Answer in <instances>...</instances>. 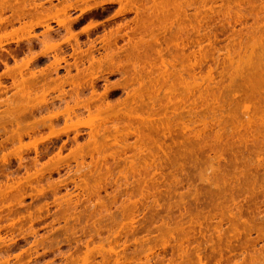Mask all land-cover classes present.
<instances>
[{
    "label": "rangeland",
    "instance_id": "1",
    "mask_svg": "<svg viewBox=\"0 0 264 264\" xmlns=\"http://www.w3.org/2000/svg\"><path fill=\"white\" fill-rule=\"evenodd\" d=\"M12 1V3H15L13 0H11ZM37 2L38 1H40V0H36ZM43 1H46V0H43ZM59 0H53L52 2V4H54V3H59L57 6L58 7H62V5H63V2H65V0L60 4V1L58 2ZM99 0H95V2L94 1H92L91 3H89V5H95L94 3H96L97 4V2H98ZM100 1H103V0H100ZM99 1V2H100ZM150 1H152L153 2V0H150ZM168 1H171V3L173 2L174 3V1H172V0H168ZM168 1L166 2V3H168ZM175 1H177V0H175ZM179 1V0H178ZM182 1V3H183V5H185V7H189V2H190V0H188V1H183V0H181ZM198 1H201V2H199V4H201V3H204V1H202V0H198ZM198 1H195L196 3L194 4L192 1V3H193V5H195V7L193 6V5H191L192 6V8H187V10L189 11H186L185 13H183V11H182V9H181V11H182V13L183 14H181L180 13V11H179V15L181 14V17H182V15H184V14H189L190 13V11L192 12V11H195V8H196V11H197V2ZM240 2V5H238L239 3L238 2ZM241 1H243V0H228V1H225V3H227V2H230V3H228V4H225L224 2V4L220 1V0H217L216 2H217V5H220V4H223V5H228V6H225V9H224V11L222 10V8H219L218 6H216V7H218L219 9L218 10H222L223 12H222V14H218V13H213V15L210 13H208V14H202V17H201V15H200V12H199V15H198V17L197 18H195V19H193V17H192V14L194 13V12H192V14L190 13L189 15H187L186 14V16H189V18H191L192 20L191 21H189L188 19L187 20H185V17H184V23H183V25H185V24H191V23H193V24H197L198 22L196 21V19H198L199 18V20L201 19V23H203V24H208L209 25V27L208 28H212L213 29V32L212 33H214L213 35L217 38V36H218V38H217V40L216 41H213V43L216 45H214L213 47H211V46H209L208 44H210V43H207L208 42V40H206L205 38L206 37H204V36H202V34H201V36L197 33V35H199V36H196L195 38H199V39H202L203 37H204V39H202V43H204V41H205V45H207V47L204 45V47H206V48H204V52L206 51V53H205V55L206 54H208L206 57L204 56L203 58V60H199V59H202V57L201 58H199L198 60H197V63L195 64L196 65V70H195V73L196 74H194L195 76L196 75H198L197 77H199V78H197V77H193L192 76V80L194 79V80H197L198 79V83L199 84H201L200 82H199V80L201 79L202 80V82H203V84L202 85H198V86H196V87H198V88H200L201 90H202V92L204 91V90H207L208 91V89H209V91H208V95H210V94H212V91H213V93H216V92H218L219 90L218 89H220L222 92L220 93V91L218 92V93H216V94H218V96H219V98H220V96H224V100H225V98H228L227 96H229V98H228V100L227 101H225L226 103H227V107L226 106H224V105H226L225 103L223 104V101L221 102L220 100H219V98H217L218 100H219V102L220 103H222L221 105H223L224 107H226L227 109H228V111H229V113H232L233 111H230V109L229 108H232L235 112H239V114H237V113H235V112H233V115H237V116H233V117H231V116H229L228 117V115H229V113H228V111L225 109V110H222V111H220V109L218 108L219 107V103L218 104H216L217 102H216V100L214 101H211V99L213 98V95H212V98L210 99V97H205L202 93H201V90H198L197 88H193L194 86H193V84H195V83H192L191 82V79H190V82L192 83V86L193 87H191V89H194L193 91L192 90H190L189 92L192 94V92H194L193 93V95H194V97L193 96H191V94H188V93H185V92H187V90H185V89H183V87L184 86H187L185 83H187V84H191L189 81H188V76H189V74H190V77H191V73L188 71L189 69H190V71L192 72V70H191V67L190 66H188V67H186L187 66V63H189L188 61H194L193 60V58L192 57H190L191 59L190 60H188L187 58L189 57L188 56V54L190 53L189 52V50H186V52L187 53H185V59H183V57H182V60H181V57H177V59L179 60V61H182L181 62V65L183 64V66L184 67H186V71H184V72H187V73H184L183 71L181 72V74H183V76H186L185 78L187 79V81H185V78L183 77V79H182V77H181V79H182V81L184 80L185 81V83H183L181 80L179 81V83H182V84H184V86L183 85H172L171 87L172 88H177V89H179L180 88V86H181V88H180V91H182L183 93H180V91L178 90H176L177 91V93H180V96H179V94H177L178 95V97L175 95V96H173V92H175L174 90L175 89H173V92H171L170 93V90H169V93H166V92H168V90H167V86H166V88L165 89H162V88H164V87H162V85H166V84H164V82L166 83V82H168V81H170V80H167V81H164L163 82V84L161 83L162 82V79L161 78H159V80H158V82H159V84H157L158 85V87L159 88H157V86H155V84L156 83H158L157 81H156V79H155V77L153 78V76H154V74H155V72L157 73V71H158V75H159V73H161L162 72V67H163V65L162 66H160L161 64H160V62L161 61H156L155 59H157L158 58V54H156L154 51L153 52H151V50H155L156 51V49H157V47H156V49H155V45L152 47V46H150V47H152V48H150L149 47V45H148V47L146 48V50L148 51V52H150L149 53V56L148 57H151L152 58V62H153V64H154V68L152 69V71H154V73L152 74V75H150L149 77H147V75L145 76V77H147V79H149L150 80V83L146 80L145 82H146V84L147 85H144V87H143V89H144V91L146 90V89H149V90H146L147 91V93H148V91H150V88H147L148 86H150L151 87V90H152V94L150 93V94H147L146 93V91H145V93H144V100L146 101V96L145 95H151V96H155V98L154 99H156V101H155V103L157 104L156 105V108H157V106H158V108L159 109H161L162 107L164 108H162L161 109V111L159 112V114H160V116L159 117H161L162 118V116L161 115H163V113L165 114L164 116H167V115H169L171 112H173L174 113V111L175 110H173L172 108H173V105L174 106H176V105H178L177 103H180L178 106H176V107H178L179 108V106H180V108H182V110L180 109L179 111L180 112H183V119H184V116H185V119L184 120H182L181 119V117L179 116V117H174V119H171V121H170V126H172V127H170L169 126V128H171L170 130L168 129L167 130V128H166V130L164 129L165 128V126L163 127V126H161L160 124H155L154 126H152V130L154 131V132H152V134H151V136H153L152 138L151 137H149V136H147V137H149V140H146L145 141V143H146V145H149L148 146V155H150L149 157L147 156V155H143L144 154V152L145 151H147V150H145L144 152H142V155H141V153H140V155L141 156H147V158L146 159H148L149 160V162H147L146 163V159H145V161L143 160V158H140V159H142V161L138 158V160H135V157H137V154H138V156H140L139 155V153H137V152H139V150L137 151L136 150V153H135V150H133L134 149V147L136 146V144H135V141L137 140V137L135 138V136H133V134H131V132L133 133V131L135 130V128L136 127H140V124L142 123V121L140 120V118H143L144 116V114L143 115H141L140 113H139V115L137 116L138 118H139V120H140V122H139V125H138V118L136 117L135 118V116L134 115H137L138 114V112H141V111H143L142 110V108H146L147 106H139V108H136V106L137 105H135L134 104V106L135 107H133L132 109H123L122 111H121V113L119 114V116H122V118L120 119L122 122H123V124L124 125H126L127 127H129L130 128V130H132V131H129V129L127 128H125V127H123L124 125L123 124H121V123H119V122H121V121H119V119H116L117 120V122H116V120H114L115 118H111V117H108L109 115H113L112 117H116V116H114L115 114H117V113H115L116 112V110H109V111H101V116H103L104 118L105 117H107V118H110V121L108 120H106V119H104L105 120V122L104 121H102L103 119V117L102 118H99V116H100V113H99V116H98V118L99 119H102L101 121L102 122H104L103 123V125L106 127L107 125L106 124H108V126L107 127H112L114 124H117L118 126H119V128H120V130H121V132H120V134H119V137H120V139L121 140H124V142L126 143L127 141V143L125 144L124 142V144L122 143V141L121 142H119L118 144H120V143H122L121 144V146L123 147H121L120 145H118L117 146V144H114L113 145V143L111 142V143H108L109 141L107 140V143L105 144L104 143V145H109V147L106 149L105 147H103L104 145H102L101 144V142H102V139H103V137H104V135H103V133H104V130H102L103 132H101L100 130L102 129V127H103V125H102V122L97 118V117H95V115L97 116L98 114H95L94 116H92L91 118L89 117L90 115H88V114H91L92 115V113L91 112H93L94 110H92L91 112H88L89 110H84V112L83 111H81V110H83V108L82 107H80V109H79V107H77L76 105H75V108H74V104H76V101H73V103H71V101L72 100H69V98H72L71 96H69V93H70V95L71 94H73L72 92H74V99L76 100V96L75 95H77V94H79V93H77V94H75L76 92H75V89H76V87H72V88H75L74 89V91H72L71 92V88L69 87V85L67 84H65L64 85V87H63V89H61L62 90V93H63V96H65L64 98H67L68 99V103L69 104H67L69 107L70 106H72V108L74 109V110H72V112L69 110V109H71V108H67V110L66 109H64L63 108V106L65 105V103H67V100H66V102L63 104V102H61V101H65L64 99L63 100H61L62 99V97L63 96H58V95H60V94H58V93H61V91L60 90H54V92L53 91H50L49 90V88L47 89V90H49V92L48 93H50V95H52L51 97L54 99L55 98V95H57L58 97H59V99L58 98H55L53 101L51 100H49L50 101V103H51V106H54V104L56 105V107H59V105H61L59 108H56L55 106V108L54 107H51L50 105H49V107H48V109L50 108H52V110H47V108L45 109V108H43L41 111L40 110H38L39 108L38 107H40V106H42L43 104H42V102H43V100H39V98H41V97H36L40 102H36V103H34V104H36L35 105V108L37 107L38 109H35L34 110V115L36 116L35 118H34V115H32V116H27V117H20L19 115H20V113H21V110L22 109H29L30 107L29 106H32V105H34L32 102V100H34V99H32V98H30V97H26L27 98V101H28V98H30V102L31 103H29V102H27L26 101V99H24L23 97H21L22 98V100L20 99V100H18L20 97H19V94L18 93H16L15 91H13V92H15L14 94H18L17 96L19 97L18 99H16V100H14V97L16 98L17 96L15 95H12L13 94V92H11V88H10V92H9V94H8V92H4L5 94H3V93H1V94H3V95H0V97H2V99L0 98V100H3V99H5L4 101L5 102H7V96H13V102H12V99H11V103H10V106H6L5 107V105L4 104H2V103H4V102H0L1 104H0V106H3V107H1L0 108V115H1V117H2V114H3V116L5 115V114H7V112L8 113H10V110H12V112H11V114H7V115H10L9 117L10 118H12V117H14V115H15V117L14 118H17L16 116L18 115L19 117H20V120L22 121L23 119H26L25 121H22L23 123V126H26V127H29V128H31L32 126H33V124H34V126L36 125V126H38L39 127V130L38 129H36L35 131H36V133H31V135L32 136H24V137H22V139H23V141H24V143L22 144V143H20V145H23V148H22V146H20L19 145V141H18V139H16L17 140V142L14 140V142H16V145H18V146H20L21 148H19V147H17L16 146V148L14 147L15 145H13V144H15L14 142H9V144L5 141V138H6V136H8V135H5V134H3V132H2V134L0 135L1 137H0V139L2 138V140H0V142L2 141H5V146H4V148L2 149V151L0 150V157L2 156L3 157V155H5L6 157L5 158H7V162L4 164L2 161H0L1 163H3V164H0V166L2 165V167L4 168V166H5V168L4 169H1V167H0V169L1 170H3L2 172L0 171V184L1 183H3L2 185H4L3 187H4V189L8 186V188H7V191H4L5 193H3L4 194V197H2V198H4V199H2L3 200V202L2 203H4L3 204V207H2V203L0 202V207L2 208H0V236L4 239H2V238H0V246H2V248L0 247V253H1V255H0V264H7V262H8V264H72V263H75L76 264V262H73L74 260V257H78L79 258V261H81L80 262V264H85L86 262L88 263L89 262V264H114L115 263V261H114V256L115 255H113V257H112V253L113 254H115L114 252L118 249V251L116 252L117 254L119 253V255H121V252H123V250H124V253H126V254H124V253H122L123 255H125V257H126V255H127V257H128V259H125V260H123V263L124 264H133V262H135V264L137 263V264H148V262H149V264H264V262L262 263V261H261V259L264 261V187H263V185H264V181H263V175H264V173L262 172V171H264V165H263V163H264V154H262L261 152L262 151H264L263 149H264V143H263V141H257L258 139L257 138H259V139H261V138H263L264 136V131L262 130V128L264 129V127H262L261 125H264V124H262V123H264V120L262 121V120H260L261 118L259 117V115L258 114H260L259 112H257L256 113V115H258V117H259V120H260V123H259V120H258V117L256 116L255 118H257V119H255L254 121H257V122H255V125H254V123H252L253 124V127L252 128H254V126L256 127V129L258 128V129H261V130H259V132H256V129L253 131V133H255V135L254 134H252V135H250V134H248L249 136H250V138H249V136L247 135H245V134H247L248 132L246 131L247 129H246V122H247V117L249 116V114L248 115H244L243 116V114L242 113H250L251 112V110H253L254 108L255 109H259V107L258 108H256V105L254 104V103H257V104H260L261 103V101L263 100V99H261V101L260 102H255L254 100H252V98H250L251 100H248V101H251L253 104H254V106L252 105V103L250 102V103H248V105L247 106H250V104L252 105V107L250 106V109H249V112H247V111H244V109L243 108H245V106L246 105H244V107L242 106L243 105V102L245 103L247 100L246 99H248V98H246V96L245 95H243V96H241V100L239 99V96L240 95H242L243 94V90L246 88L245 87V85H246V82L244 83L243 81H245L244 79H240V77L242 78V76H238L236 79H234V80H236V82L234 81V82H232L231 81V85L229 84L228 85V83H229V81L231 80V78H232V76H229V77H227V75H229L230 73L228 72V71H232L233 69H231L232 67H234L235 65H237L238 66V68H240L241 66H245L246 67V62L248 63V61H246L245 63L243 62V64L241 63V64H237V63H235V65H234V61L236 60V58H238V57H240V56H236L235 54V56H236V58H235V56H233V54L231 55L230 54V56H228L227 54H225L224 53V51H225V49H224V47H225V45H229L230 44V42H231V44L232 45H229V46H231L230 48H228V49H231L232 50V47H234L233 46V43L235 42L237 45H235L236 46V49H238V48H240L241 47V45H243L242 47H246L245 49H246V51H247V48H251L250 46H248L249 45V43L248 42H251V41H249L248 39L250 38V40H251V37L252 38H254V35H252L251 37H247V34H249L247 31V34L246 35H244V29L246 28V29H249V27L247 28V25H254V24H256V22L258 21H256L255 20V15L257 16H259V20H260V22L261 23H263L264 24V11H262L263 9H262V7L264 6V4H263V0H254L253 2H254V4L251 6V1L252 0H250L249 2H248V0H245V1H243V2H241ZM259 1H260V3L262 2V4L263 5H261L260 3H259ZM142 2H144V3H150V2H148V0H142ZM156 2H157V0H156ZM160 2V1H159ZM180 2V1H179ZM184 2H186L187 3V5H186V3H184ZM208 5H210V4H212V2H210V1H205ZM221 2V3H220ZM235 2H237V4L235 3ZM245 2V3H244ZM45 3H47V4H45V7H49L50 6V4H49V2H45ZM166 3L164 2V4H163V6L164 5H166ZM176 3V2H175ZM174 3V4H175ZM233 3H235L236 5H234ZM242 3V4H241ZM105 4H107V3H105ZM152 4V5H151ZM149 6H153L154 4L153 3H151ZM159 5L161 4L162 5V3H158ZM178 4H180V3H178ZM199 4H198V6H199ZM216 4V3H215ZM245 4L247 5V6H245ZM258 4H259V6H258ZM54 5H56V4H54ZM60 5V6H59ZM102 5H104V3L102 4ZM160 5V6H161ZM168 5H171L170 3L168 4ZM175 5H177V4H175ZM182 4H180L179 6L181 7H183V9H185V7L183 6ZM243 5V6H242ZM258 7H257V6ZM53 6V5H52ZM82 6V5H81ZM146 6V5H145ZM148 6V5H147ZM167 6V5H166ZM166 6H164L165 8H166ZM202 6V5H201ZM200 6V7H201ZM231 6H233L234 7V9L235 10H231V12L233 13V12H235L236 10H237V12H238V7L240 6V8L239 9H241L240 11H242L243 10V14H246V16H247V21H246V19H245V21H246V24H245V21L243 22V20H242V22L243 23H241V25L242 24H244V29H241L242 28V26L240 25V24H238V23H236V25H235V19L233 18V20H232V18L229 16L228 18H231V20H232V22H231V20H230V23H232V25H234L233 27L235 28V29H237V32H239V30L241 29V30H243V31H241V33H243V35H242V37H241V39L239 38L240 37V35L238 36V35H236V34H234L235 33V29H233V27H231L233 30H235L234 31V33H233V31L231 30V28H230V26H227V20L225 19V17L227 18V16H224V12H226V7H228L229 9H227V11L228 10H230L231 9ZM237 8H236V7ZM107 10L106 11H104V12H97V13H94V14H86L81 20H79V21H77L75 24H74V26H73V32H75V33H77V32H80L81 30H82V32H80V33H77V35H78V38H79V40H80V42L82 43H85L84 45H83V43H82V48L84 49V48H86L88 45H87V43L86 42H89L88 41V39H89V37H92V38H90L91 40L93 39V40H96V48L97 47H99V46H102L103 47V45H104V43H102L101 42V40L99 39V38H101L102 39V37L105 35V34H109L108 33V31L110 32V30H111V26H112V29H113V31L115 30V27H116V23L115 22H117V23H119L120 24V21L121 22H125V21H131V19L130 18H135L134 17V13H127V14H125L123 17L126 19H123V17L121 16V15H119V16H114L113 15V13L115 14V12L118 10L117 8H119V4H117V3H115V4H107ZM158 7V6H157ZM177 7V6H176ZM221 7H223L224 8V6H221ZM244 7V8H243ZM255 7H257V8H255ZM259 7H260V9H259ZM160 7H158V9H159ZM164 8V9H165ZM167 8H169V7H167ZM178 8V7H177ZM176 8V9H177ZM194 8V9H193ZM264 8V7H263ZM98 9V8H97ZM100 9V8H99ZM117 9V10H116ZM162 9H163V7H162ZM162 9H161V12H166V10L165 11H162ZM174 9V5H173V8L172 9H170V10H173ZM199 9V8H198ZM233 9V8H232ZM54 10V9H53ZM170 10H167V11H169V14L171 13L170 12ZM216 10H217V8H216ZM245 10V11H244ZM252 10V11H251ZM195 11V12H196ZM239 11V12H240ZM259 13V12H261V13H259V14H257V12ZM158 13H160L161 14V12H159V11H157ZM157 12H155L156 14H158ZM174 11H172V13H173ZM248 12V13H247ZM250 12V13H249ZM11 13V11H7L6 13H4L3 14V16L4 15H6V16H4V17H7V15H8V17H11V16H9V14ZM80 10H76V11H73V12H71L70 13V15H71V19L72 18H75V17H77L78 15H80ZM171 13V15L173 16V14ZM178 13V12H177ZM197 13H198V11H197ZM254 13V14H253ZM146 14H148V13H146ZM146 14L144 15V16H146ZM153 15V16H151V15H149V17L151 16L152 18L154 17V16H157V15ZM165 14H167V13H165ZM164 13H162V15H165ZM169 14L167 15V17L166 16H164L165 18H168L169 17ZM176 14V13H175ZM195 14V13H194ZM251 14V15H250ZM11 15V14H10ZM77 15V16H76ZM113 15V18H111V16ZM148 15L146 16V18H148ZM159 15V14H158ZM170 15V17H171V19L173 18V19H175L174 17H172ZM177 15V14H176ZM175 15V16H176ZM197 15V14H196ZM204 15V16H203ZM254 17H253V16ZM260 15H261V17H260ZM263 15V16H262ZM61 16H64V15H61ZM60 16V18L62 19L63 17H61ZM109 16H110V18H109ZM191 16V17H190ZM219 16V17H218ZM248 16H249V18H248ZM252 16V17H251ZM108 17V19H106ZM158 17H160V16H158ZM162 17V16H161ZM163 17V18H164ZM169 17V18H170ZM194 17H196L195 15H194ZM224 17V18H223ZM29 19L30 18V16H28V17H26V18H24V20H22V21H26L27 23H29V20H26V19ZM33 18V19H32ZM34 18H36V17H31V19L32 20H34L35 21V19ZM66 17H64V19H65ZM91 18L93 19L92 21H94V23H91V25H93V24H95V26H92L91 28H90V30H89V20H91ZM127 18H128V20H127ZM152 18H151V20H152ZM205 18H207V20L205 19ZM208 18H209V20H208ZM227 18V19H228ZM246 18V17H245ZM253 18H254V20H253ZM44 19V18H43ZM114 19V20H113ZM130 19V20H129ZM156 18H154L153 20H155ZM159 19V18H158ZM157 19V20H158ZM160 19H162V18H160ZM257 19V18H256ZM263 20V22H262V20ZM37 20V19H36ZM123 20V21H122ZM125 20V21H124ZM202 20H203V22H202ZM222 20V22H220ZM225 20V21H224ZM99 22V24H96L95 22ZM194 21V22H193ZM205 21H207L206 23H204ZM256 21V22H255ZM50 22V24L53 26V28L54 29H56V28H58V32H57V34L56 33H53V36H51V37H53V40H55L54 38H58L56 41H53L52 40V38H50V40L51 41H53L54 43L55 42H59V43H61V41H62V43H63V40H64V37L66 36V37H68L69 36V33H67L68 34V36H67V34H65V32H64V30H66L64 27H61L60 28V26H58V24H56V21H54V20H52V21H49ZM156 22V21H155ZM188 22V23H187ZM220 22V23H219ZM225 22V23H224ZM259 21H258V30H259V28H260V30L259 31H257V29L255 30H253V31H251V32H253L252 34H254L255 32L254 31H257L255 34L256 35H258V34H260L261 32H263L261 29H262V26H260V23ZM20 23V22H19ZM18 22H15L13 25L16 27H14V26H12V27H14V32H16V30H18V28L17 27H19V29L20 28H22L21 27V25H18L19 24ZM157 23V22H156ZM229 23V24H230ZM249 23V24H248ZM254 23V24H253ZM86 25V26H85ZM130 25H132V23H130ZM224 25L225 27H228L229 29L227 30V32H224V33H222V31L220 32V30L219 29H222L221 27ZM231 25V24H230ZM231 25V26H232ZM81 26H82V28L84 29V27L85 28H88V31H86V33L83 31V29L81 28ZM84 26V27H83ZM87 26H89V27H87ZM187 26V25H186ZM211 26V27H210ZM216 26V27H215ZM240 26H241V28H240ZM246 26V27H245ZM257 26V25H256ZM11 27V28H12ZM96 27V28H95ZM104 27H105V29H107L106 30V33H105V29H104ZM114 27V28H113ZM251 27V29H249V32H250V30H252V28H254V27H252V26H250ZM10 27H8L7 29H8V31H10V30H12L11 28L9 29ZM43 28H45L46 29V27L44 26H35L30 32L32 33V34H34L35 35V33L33 32V31H35L36 32V34H37V36H40V37H38L39 39H42V35L41 34H39V33H42L43 34ZM63 28V29H62ZM94 28V29H93ZM109 28H110V30H109ZM188 28H189V26H188ZM239 28V29H238ZM7 29H6V31H4V32H2V35H4V34H6V32L8 33V31H7ZM60 29V30H59ZM156 30H157V27L155 28ZM178 28L176 27H174V31L175 32H177V33H173V34H177V36L178 35H180V33H178V30H177ZM264 29V28H263ZM5 30V29H4ZM12 30V31H13ZM22 29H20V32L18 33V31H17V33H14L15 35H13L14 37V39L16 40L17 39V37L18 36H20L19 38H21V36H22V38L23 37H27L28 35V33H26L27 31H21ZM57 30V29H56ZM155 30V31H156ZM208 30H210V29H208ZM215 30V31H214ZM230 30V31H229ZM2 31H3V29H2ZM11 31V32H12ZM43 31V32H42ZM63 33V35H64V37H62V39H61V33ZM162 31V32H161ZM261 31V32H260ZM84 32V33H83ZM87 32H88V34H87ZM122 32H124V30L122 31ZM160 33V38L162 37V35H166V32H164L161 28H160V30H157V33ZM164 32V34H161V33H163ZM201 32H203V34L206 32V31H201ZM229 32H232V33H229ZM245 32V33H246ZM260 32V33H259ZM13 33V32H12ZM21 33V34H20ZM211 33V34H212ZM0 34H1V32H0ZM23 34V35H22ZM27 35V36H25V35ZM59 34V35H58ZM61 34V35H60ZM104 34V35H103ZM228 34V35H227ZM264 34V33H263ZM12 35V34H11ZM18 35V36H17ZM88 35V36H87ZM183 35V36H182ZM182 39H185L186 38V35H184L183 33H182ZM205 35V34H204ZM213 35H211V37L213 36ZM235 35V36H234ZM250 35V34H249ZM99 36V37H98ZM188 37L187 38H189V35H187ZM213 36V38H211V40H213V39H215V37ZM231 36V37H230ZM233 36L234 37H236V39L235 38H233ZM238 36V37H237ZM260 36H261V34H260ZM263 36V35H262ZM65 37V38H66ZM95 37H98V38H96L95 39ZM147 37V35L145 36V38ZM172 37V41H175L176 40V42L179 40V38H181V37H179L178 39H177V37L176 36H174V35H172L171 36ZM175 38V40H174V38ZM192 37H194L193 35L191 36V38ZM228 37V38H227ZM148 38H149V40H150V42H149V44H153L152 42H151V36L149 35L148 36ZM147 38V39H148ZM237 38H239L240 39V41L242 40V41H244V43H242L241 44V42H239V39H237ZM244 38V39H243ZM255 38H257L256 39V42L253 44V45H256V43H257V47H255L254 49L257 51V52H260V51H258V48L260 47L258 44H259V40H260V37H257V36H255ZM262 38V37H261ZM264 38V37H263ZM262 38V39H263ZM24 39V38H23ZM43 39H44V37H43ZM46 40H49L48 38H45ZM45 39H44V42L48 45V41L46 42L45 41ZM85 39L87 40V41H85ZM182 39H180L181 41H184V40H182ZM233 41H232V40ZM248 41H247V40ZM97 40H100V43H101V45H99L100 43L97 41ZM127 39H125L124 41L123 40H120L119 41V44L120 43H122V42H125ZM178 41L177 43H180L181 41ZM187 40H189V39H186V41ZM235 40H237L238 42H236ZM246 40V41H245ZM253 40H255V39H253ZM264 40V39H263ZM65 41V40H64ZM74 41V40H73ZM72 40H71V42H72V44H75V42H73ZM85 41V42H84ZM122 41V42H121ZM262 41V40H261ZM260 41V42H261ZM43 42V43H44ZM52 42V43H53ZM210 42V41H209ZM212 42V41H211ZM225 42H227V44L225 43ZM248 43V45H246V43ZM264 42V41H263ZM16 42H11V43H9V44H5L4 45V47H6V49H8V50H13L14 48H17V47H22V51H18V52H16L15 53V56H16V59L18 58V59H23V57H24V59H27L25 56L29 53V51H28V53L26 54L25 52H27V48H26V46H24V45H16L15 44ZM39 43H40V45H39ZM44 43V44H45ZM61 43V45L60 46H62V49L63 50H65L66 51V54H65V56L67 57L66 59L68 60L67 62H69V63H72V62H74L75 60H74V58L72 57L71 58V53L73 52V49H72V47H71V45L70 44H68V43H66V42H64L63 44ZM126 43V42H125ZM170 43H171V41H170ZM169 43V44H170ZM234 43V44H235ZM239 43H240V45H239ZM252 43V42H251ZM16 46H15V45ZM21 44H22V42H21ZM44 44H42L41 45V42H39L38 41V43L37 42H35L34 43V47H33V50H35L34 51V53L36 52H42L44 49H46V48H49V46H43ZM50 44V43H49ZM261 44V43H260ZM41 46V47H39V46ZM123 46H127L126 44H122ZM121 44L119 45V46H122ZM164 45H165V47H166V44H162V47H159V48H163L164 47ZM172 47L174 46L173 45V42L170 44ZM222 45V46H221ZM245 45V46H244ZM251 45V44H250ZM262 45V44H261ZM85 46V47H84ZM170 46V47H171ZM240 46V47H239ZM252 46V45H251ZM100 48L99 47V51L97 50L95 53H96V57L98 56V57H100V56H102L105 52V50H104V48ZM164 47V48H165ZM171 47V48H172ZM175 47L176 46H174L171 50H172V52L175 50ZM199 47V46H198ZM216 47H217V49H216ZM219 47V48H218ZM241 47V49H243ZM262 47V46H261ZM261 47L259 48V49H261ZM43 48V49H42ZM197 48V46H195V49ZM39 49H40V51H39ZM98 49V48H97ZM104 51H103V50ZM151 49V50H150ZM214 49V50H213ZM218 49H221L220 50V52L222 51V53H220L219 52V50ZM233 49H235V48H233ZM245 49H243V51L242 50H240V51H242V53L239 51V49L237 50V52L239 51L240 52V54H241V56L242 57H240V58H242L243 59V56L245 55V58H247L246 56L248 55L247 53H249V52H245L246 54H244V51H245ZM252 49V48H251ZM251 49L250 50H248V51H250V52H252L251 51ZM42 50V51H41ZM47 50V49H46ZM178 50V49H177ZM177 50H175L176 52H177ZM180 50V49H179ZM178 50V52H180V54H181V51H179ZM230 50V51H231ZM253 50V49H252ZM101 51H103V52H101ZM198 51V49L196 50V52ZM217 51V52H216ZM236 51V50H235ZM54 51H52L51 53H53ZM98 52H101V54H99ZM175 52V53H176ZM189 52V53H188ZM204 52H203V54H204ZM208 52V53H207ZM211 52V53H210ZM220 53V55L219 54H217V53ZM257 52H255L254 51V53L252 52V54H255V53H257ZM55 53H58L59 55H61V56H64V54H63V52H60L59 53V51L57 50L56 52H54L53 54H55ZM99 55H98V54ZM151 53H152V55H151ZM227 55V57H229V58H231L232 56L234 57L233 58V62H231L230 64L232 65V63H233V66L231 67L230 65H229V62L232 60H230L229 58H227L226 59V56L224 55ZM229 53V52H228ZM53 54H49V56L50 57H48V58H50L51 60H49L48 58H44V59H41L40 61H38V62H35L34 64H32V65H30V67H29V70L27 71V72H25V75H27V73L30 71V68L32 67V69L33 70H39V69H41V68H46L47 66H48V64L52 61V60H54V57H53ZM29 56H30V54H28ZM28 56V57H29ZM182 56V55H181ZM188 56V57H187ZM203 56V55H202ZM210 56V57H209ZM219 58H218V57ZM222 56H224L223 58H222ZM69 57V58H68ZM125 56H123V58L121 57L120 59H121V61L122 62H126V60H128L127 59V57H125ZM155 59H154V58ZM157 57V58H156ZM166 58H167V56H166ZM170 57L168 56V59H169ZM217 58V59H216ZM226 59V61L229 59V61H227L228 62V64L226 65V63L227 62H225V59ZM244 58V59H245ZM17 59V60H18ZM23 59V60H24ZM122 59H125L124 61L122 60ZM154 59V60H153ZM206 59V60H205ZM239 59V58H238ZM243 59V60H244ZM23 60H21L20 61V64L23 62ZM71 60V61H70ZM141 60L143 61V59L141 58ZM140 60V61H141ZM157 60H159V59H157ZM246 60V59H245ZM50 61V62H49ZM129 61V60H128ZM131 61V60H130ZM130 61H129V63H130ZM135 61V60H134ZM133 61V62H134ZM137 61V60H136ZM139 61V60H138ZM185 61V62H184ZM207 61V62H206ZM216 61V62H215ZM218 61V62H217ZM224 61V62H223ZM238 61V60H237ZM240 61V60H239ZM242 61V60H241ZM13 62H14V60H13V58H9L8 59V64L10 65V66H12L11 65V63L13 64ZM132 62V61H131ZM203 63L201 66H199L201 63ZM206 62V63H205ZM221 62V63H220ZM236 62V61H235ZM17 63H19V60L17 61ZM129 63H127L126 62V65H125V69H127L126 68V66H130V68H132L133 66L131 65V64H129ZM140 63V62H139ZM144 62H142L141 64H143ZM179 63V62H178ZM218 64V66L216 65V64ZM240 63V62H239ZM65 62L64 61H62L61 62V65L63 66H65ZM127 64H129V65H127ZM160 64V65H159ZM222 64H224V65H222ZM13 65H15V62H14V64ZM87 65H89V63L88 62H86V66ZM176 65H178V64H176ZM175 65V66H176ZM189 65V64H188ZM212 67H210V66ZM213 65V66H212ZM227 67H226V66ZM241 65V66H240ZM37 68H36V67ZM159 68H158V67ZM228 66H230V67H228ZM33 67H35V68H33ZM68 67V66H67ZM67 67L65 68H63V67H60L59 69H58V73L60 74H58L59 76H63L62 78L64 79V73H67L68 74V72H67ZM155 67H157L156 68V70H155ZM169 67V66H168ZM171 67V66H170ZM169 67V68H170ZM178 68H180V67H182V66H180V63H179V65L177 66ZM190 67V68H189ZM202 67V68H201ZM210 67V68H209ZM216 67V68H215ZM223 67H224V69H223ZM236 67V66H235ZM234 67V68H235ZM245 67H244V69H245ZM4 67L3 66H1L0 67V71H1V73L0 74H2V71L3 70H1V69H3ZM130 68H128V73H130V75L132 74V70L133 69H131L130 70ZM169 68H168V70H169ZM174 68H176V67H174V66H172L171 67V70L173 71L172 73H174ZM178 68H176L175 69V71H179L178 72V74H179V76H180V69H178ZM226 68V69H225ZM227 68H228V70H227ZM230 68V69H229ZM31 69V70H32ZM178 69V70H177ZM185 68H183L182 67V70H184ZM216 69V70H215ZM241 69V68H240ZM5 70V69H4ZM76 70V69H75ZM75 70H74V68L71 70V73L73 74V72H74V74L75 73H77V71L75 72ZM106 70V71H105ZM215 70V71H214ZM225 70H227V72H228V74H227V72L225 71ZM236 70H239V69H236ZM243 70V69H242ZM241 70V71H242ZM99 71H101V72H99ZM104 71V72H103ZM103 71L100 69V70H96L95 71V73L94 74H97L98 72H99V74H97L96 76H101V78H102V80L100 79L99 81H98V90H99V92H102L103 91V86L105 85L104 83H109L110 84V82L113 84V85H115V83L116 82H123L124 83V77L125 78H129V74L126 76H124L123 78H122V80H119V79H121L120 77H122V75L120 76V73H109L110 72V70H108V68H106V67H104V69H103ZM109 71V72H108ZM130 71V72H129ZM207 71V72H206ZM212 71V72H211ZM230 71V72H231ZM235 71V70H234ZM97 72V73H96ZM163 72H164V70H163ZM200 72V73H199ZM210 72V73H209ZM127 73V72H126ZM167 73V72H166ZM237 71H235V74H234V72H233V74L235 75V76H237V74H239L240 72H238L237 74ZM242 73V72H241ZM30 73H28V75H29ZM65 75L66 77H68V75ZM111 74V75H110ZM162 74V73H161ZM175 74V73H174ZM178 74L177 75H172L171 74V72H170V75H172V76H169V78L171 77V78H173V79H175V77L177 76L178 77ZM207 74V75H206ZM209 74V75H208ZM211 74V75H210ZM51 75V77L54 75V78L56 79V77L58 76V75H56L55 73H51L50 74ZM50 75H48L44 80H46L47 79V82H51L53 85H54V82L52 81V80H49L50 79ZM157 75V76H158ZM222 75V76H221ZM230 75H232V74H230ZM233 75V76H234ZM243 76H244V73L242 74ZM30 76V75H29ZM59 76L57 77V79L59 78ZM120 76V77H119ZM156 76V77H157ZM159 76H161V75H159ZM164 77H165V75H163ZM214 76V77H213ZM216 76V77H215ZM27 77V76H26ZM167 77H168V74L166 75V78H163V79H167ZM201 77V78H200ZM208 77V78H207ZM210 77H212V79H210ZM62 78H60V79H62ZM81 78V77H80ZM79 77L76 79V82H81V84L83 83V85H84V83H85V81L87 80V79H89L90 77H84V79L83 78H81V79H83L82 81H80L81 79H80ZM87 78V79H86ZM104 78H106V81L104 80ZM108 78V79H107ZM168 78V79H169ZM170 78V79H171ZM179 78V77H178ZM229 78V79H228ZM244 78V77H243ZM43 79H41V82L43 81L44 82V80ZM51 79H53V78H51ZM78 79H80V80H78ZM86 79V80H85ZM146 79V78H145ZM180 79V78H179ZM215 79H217V80H215ZM222 79V80H221ZM232 79V80H233ZM49 80V81H48ZM108 80V81H107ZM155 80V81H154ZM161 80V81H160ZM176 80H178L177 78H176ZM176 80H172L171 82L173 83V84H176V83H174L173 81H176ZM10 81V82H9ZM105 81V82H104ZM204 81H206L205 83H204ZM220 81V82H219ZM224 81V82H223ZM11 82H12V80L9 78V79H4V84H6V85H8L9 86V84H11ZM43 82L42 83H40V84H43ZM144 82V83H145ZM154 82H156L155 84H154ZM196 83H197V81H195ZM207 82H208V84H207ZM223 82V83H222ZM238 82V83H237ZM51 83H49V84H51ZM161 83V84H160ZM171 83V84H172ZM197 83V84H198ZM219 83L221 84L220 86H219ZM245 85H244V84ZM45 84H47L46 82H45ZM109 84H107L108 86H110L111 87V84L109 85ZM167 84H169V83H167ZM171 84H169V85H171ZM197 84H195V85H197ZM205 84V85H204ZM227 84V85H226ZM103 85V86H102ZM132 85H135V84H132ZM188 85V86H189ZM204 85V86H203ZM209 85H210V88H209ZM214 85V86H213ZM223 85V86H222ZM264 85V84H263ZM11 86V85H10ZM72 86V85H71ZM136 86H138L137 84L135 85V87ZM162 88H161V87ZM178 86H179V88H178ZM225 86H226V88H225ZM229 86H231V87H229ZM46 87H48L47 85H46ZM50 87V86H49ZM53 87V86H52ZM51 87V88H52ZM132 87V86H131ZM134 87V86H133ZM133 87L131 88L132 89V91H133ZM139 87V86H138ZM142 87V86H141ZM154 87H156V88H154ZM190 87V86H189ZM189 87H187V89L189 88ZM204 87H208V89H206V88H204ZM41 88V87H40ZM50 88V89H51ZM115 88H117V89H115ZM114 89L111 87V91H113L111 94H110V97H109V99H110V102H112V100H113V102H114V104H116V103H118V100L120 101V100H125L126 99V95L125 94H127L125 91H124V89H122V88H118L117 86L115 87ZM172 88H169V89H171L172 90ZM185 88V87H184ZM213 88V89H212ZM238 88V89H237ZM243 88V89H242ZM263 88H264V86H263ZM44 89H45V91H46V88H45V86H44ZM78 89V88H77ZM130 89V87L127 89V90H129ZM142 89V88H141ZM204 89V90H203ZM212 89V90H211ZM160 90V91H159ZM163 90H165V91H162ZM185 90V91H184ZM189 90V89H188ZM224 90V91H223ZM235 90L237 91H239V92H237L238 94H236V96H234V98L236 97V100H237V98H238V100H240L241 102H242V105H241V102H239V103H233V101L235 102L236 100H234V99H230L231 97H233V95H234V92H235ZM263 90V89H262ZM70 91V92H69ZM79 91V90H78ZM124 91V92H123ZM130 91V90H129ZM141 91H143V90H140V92ZM192 91V92H191ZM264 91V90H263ZM39 92V91H38ZM41 92V91H40ZM43 92V91H42ZM47 92V91H46ZM80 93H82V96H84L83 94L85 93L86 95H87V97L89 96V91H87V90H84L83 92H81V91H79ZM87 92H88V94H87ZM131 92V91H130ZM210 92V93H209ZM227 92V93H226ZM262 92V91H261ZM8 95H7V94ZM66 93V94H65ZM122 93V94H121ZM158 93V94H157ZM166 95H165V94ZM176 93V92H175ZM198 93H200V95L202 94L203 96H204V98H207L208 99V102L211 104L212 102L214 103V102H216L215 103V105L217 106H215V105H213V106H215L214 107V109L211 107V105H210V108H212L213 110H216V108H218L217 110V115H219V116H216V114H214L215 113V111L213 112V114H214V116H216L218 119H219V117L220 116H222L221 115V112H222V114L223 113H225V115L223 114V116H222V118H225V116H226V113H228V115L226 116L227 117V119L226 120H224V121H226L227 122V125L225 124V125H223V124H220V125H223V128H221L222 126H220V128H219V126H217L218 124V119L215 117V118H212L213 117V115H212V111H210V109L209 108H207L208 109V111L209 112H211V114H209L208 113V111H206L205 112V110H206V105H208V102L203 98V99H201L200 98V96L198 95ZM203 93H205V91L203 92ZM41 94V93H40ZM39 94V95H40ZM65 94V95H64ZM167 94H169V95H172L173 97L172 98H170V97H167ZM195 94H197V96L195 95ZM220 94H222V95H220ZM225 94V95H224ZM228 94V95H227ZM263 95L264 93H260V95ZM47 96V98L45 99L46 101L48 100V98L49 99H51V97H50V95L49 94H46ZM49 95V96H48ZM80 95V94H79ZM86 95L84 96V97H86ZM159 95V96H161L160 97V100L158 101L157 100V96ZM168 95V96H169ZM201 95V96H202ZM259 95V94H258ZM260 95H259V97H260ZM32 96H35V95H33L32 94ZM73 96V95H72ZM81 96V95H80ZM82 96H81V98H82ZM148 96V98H151V96L149 97ZM188 96H190V97H188ZM211 96V95H210ZM245 96V97H244ZM10 97V98H11ZM83 97V98H84ZM175 97H177L178 99H179V97L180 98H182L183 100H184V102H183V100L182 99H180V101H182V102H178V100H177V98H175ZM193 97V98H192ZM196 97V98H195ZM215 97H216V95H215ZM9 98V99H10ZM35 98V97H34ZM45 98V97H44ZM72 98V99H73ZM118 98V99H117ZM190 99V101L189 100H187V99ZM262 98H264L263 96H262ZM9 99H8V101H9ZM37 99H35L34 100V102L37 100ZM115 99V100H114ZM117 99V100H116ZM169 99H171V101L172 102H174L175 100H177V103H176V101H175V103L173 104L172 103V105H170V104H168V105H170L169 107L170 108H168V109H166L165 110V108L166 107H164V106H166L167 104H166V102H168L169 101ZM195 99H197L196 101H194ZM210 99V100H209ZM220 99H222V98H220ZM243 99H245L244 101H242ZM256 101H259L260 99L257 97V98H254ZM259 99V100H258ZM18 100V101H17ZM24 100V101H23ZM58 100H59V102H61L60 104H58L59 102H58ZM61 100V101H60ZM150 100V99H149ZM174 100V101H173ZM223 100V99H222ZM230 100H233V101H230ZM17 101V102H16ZM49 101H47V102H49ZM157 101L159 102V103H157ZM166 101V102H165ZM189 101V102H188ZM191 101H192V103H191ZM195 102V104H194V102ZM203 101V102H202ZM205 101L207 102L206 104H205V107L204 106H201V102L204 104L205 103ZM229 101L230 102H232L231 104L233 105L232 107L230 106V107H228L229 105H231L230 103H229ZM247 101V102H248ZM254 101V102H253ZM10 102V101H9ZM23 102V103H22ZM52 102H53V105H52ZM55 102V103H54ZM75 102V103H74ZM112 102V103H113ZM147 102V101H146ZM145 102V103H146ZM160 102H161V104H160ZM163 102V103H162ZM236 102H238V101H236ZM247 102H246V104H247ZM263 102V101H262ZM18 103V104H17ZM140 103L141 102H139V104L138 105H140ZM148 103L151 105V102H149L148 101ZM148 103H146L145 105H148V107L150 106ZM166 105H165V104ZM171 103V102H170ZM185 103V104H184ZM194 104V105H191V104ZM5 104H7V105H9L8 103H5ZM21 104V105H20ZM30 104V105H29ZM38 104H41L40 106L38 105ZM57 104H58V106H57ZM71 104H73V105H71ZM160 104V105H159ZM184 104V105H183ZM192 106H190V105ZM199 104V105H198ZM238 104H240L241 105V108L240 109H242V110H240V109H238L237 110V105ZM262 104V103H261ZM26 105H29V106H26ZM187 105L188 106H190V107H187ZM197 107H196V106ZM209 105H208V107H209ZM22 106V107H21ZM68 106H64L65 108L66 107H68ZM160 106V107H159ZM171 106H172V108H171ZM258 106H260V105H258ZM12 107V108H11ZM16 109H15V108ZM29 107V108H28ZM204 108V110H201V111H198V110H200V109H203ZM237 107V108H236ZM7 108H10L9 110L7 109ZM20 108H22L21 110H20ZM34 108V107H33ZM82 108V109H81ZM95 108H97L98 110H99V108L98 107H96L95 106ZM136 108V109H135ZM150 108V110L149 111H155V109L153 110L151 107H149ZM178 108L176 109V108H174V109H176V110H178ZM185 108V109H184ZM192 108V110L190 111V109ZM194 108V109H193ZM236 110H235V109ZM247 109H248V107H246ZM5 109V110H4ZM15 109V110H14ZM59 109V110H58ZM75 109H76V111H77V113L75 112ZM90 109H93L92 107L90 108ZM114 109H117V108H114ZM119 109V108H118ZM117 109V110H118ZM139 111H138V110ZM147 109V108H146ZM186 109H187V111H186ZM224 109V108H223ZM3 110V111H2ZM16 110H18L20 113H15L14 111H16ZM58 110V112L60 113H58V112H56ZM69 110V111H68ZM163 110V111H162ZM170 110V111H169ZM172 110V111H171ZM190 111V113H189V111ZM195 110V111H194ZM240 110V111H239ZM2 111V112H1ZM46 113H45V112ZM47 111H48V113H47ZM66 111V112H65ZM80 111V113H78ZM126 111V112H125ZM137 111V112H136ZM145 111H147V112H149L148 111V109L147 110H145ZM145 111H143L142 113H145L146 114V112ZM220 111V112H219ZM226 111V112H225ZM241 111H242V113H241ZM15 114H14V113ZM17 112V111H16ZM50 112V113H49ZM69 112V113H68ZM88 112V113H87ZM97 112V111H96ZM95 112V113H96ZM103 112H105L106 114L107 113H110L108 116L106 115L105 116V114L103 115ZM135 112L137 113V114H135ZM163 112V113H162ZM191 112L194 114L195 112H197V113H195L194 115L196 116V114L198 115L199 113H200V115H202V116H204L203 114H204V112H205V115L207 116H204V117H200L199 116V118H201V121H200V119L198 120H196L195 119V117H193L194 115L193 114H191ZM13 113V114H12ZM39 113H42V114H39ZM45 113V114H44ZM63 113H64V115H63ZM72 113V114H71ZM74 113V114H73ZM75 113H76V115L78 114V115H80L79 117H78V115L75 117L74 115H75ZM84 115H83V114ZM149 113H151V112H149ZM168 113V114H167ZM173 113H171V116L169 115L168 117H172V115H173ZM177 113H179V112H177ZM220 113V114H219ZM235 113V114H234ZM244 113V114H245ZM255 113V112H254ZM54 114L56 115V114H59V115H56V116H60V117H55L54 116ZM93 114H94V112H93ZM148 114V113H147ZM152 114V113H151ZM180 114V113H179ZM189 114H191V115H189ZM253 114V113H252ZM7 115H5V119H7V120H9V118H7ZM83 115V116H82ZM177 115H175V116H177ZM211 115H212V117H211ZM231 115V114H230ZM238 115H240L241 117H239ZM255 115V114H254ZM254 115L253 116H251L250 117V119L252 120V118L254 119ZM62 116L63 117H65V118H62ZM73 116V117H72ZM100 116V117H101ZM140 116H143V117H140ZM152 116V115H151ZM150 116V117H151ZM154 116V115H153ZM157 118H158V116L157 115H155ZM174 116V115H173ZM208 116H210V117H208ZM260 116H261V114H260ZM0 117V121L1 120H3V118H1ZM53 118V125L52 126H55L56 127V125H57V127L56 128H54L53 130H51L50 129V126L51 125H49V128L48 127H45L47 124L46 123H48V122H50V124H52L51 123V121L49 120L50 118ZM77 117L79 118V121L80 120H82L81 122H78V119H77ZM84 117V118H83ZM148 117V116H147ZM149 117V118H150ZM155 117V118H156ZM187 117V118H186ZM192 117L194 118L193 120H194V122H196V121H200L201 123H204V122H202V121H206V119H208V121L210 122H208L209 124H207V122H205L206 123V125H207V129H205L204 130V132H201L200 133V135H202V136H198V137H196L195 138V136H193L192 134H189L190 132H189V129L187 130V129H184V127H185V125H190L191 126V128L192 127H195V126H198L197 128L198 129H201L200 127H201V125H204V124H200L199 125V123L197 124H192ZM198 116H196V118H197ZM239 117V118H238ZM23 118V119H22ZM35 120H34V119ZM44 118H45V122L46 123H43L44 122ZM96 118V119H95ZM134 118V119H133ZM145 119H146V121H149V120H147V118L146 117H144ZM165 118H167V117H164V119ZM180 118V120H178ZM204 118V119H203ZM221 117H220V119H222ZM234 118H238L236 121L237 122H235V119ZM28 119V120H27ZM98 119V120H97ZM112 119V120H111ZM135 119H136V122H135ZM145 119H142V120H144L145 121ZM154 119V118H153ZM163 119V118H162ZM189 119H191L190 121H191V123H188V122H190L189 121ZM203 119V120H202ZM240 119L243 121L244 119V121H246L245 123H244V121L243 122H241L240 121ZM7 120H3V121H7ZM12 120H15V119H12ZM12 120H10V122L12 123V124H10L11 126H12V128H11V126L8 124L7 126V128H8V131H11L12 129H15V130H17V131H20L19 130V128L21 127L22 128V126L21 125H19V127H18V125H17V127H16V125L15 124H17L15 121V123H13V121ZM17 120H19V118L17 119ZM65 120L67 121V122H65ZM89 120H92V121H89ZM133 121V123H132V125L130 124V122H132ZM156 120V119H155ZM158 120V119H157ZM181 120H182V122H181ZM231 120H233V121H231ZM2 121V122H3ZM72 121H73V123H72ZM74 121H76L75 122V125H74ZM85 121V122H84ZM94 121V122H93ZM95 121L97 122V124L98 125H100L99 126V131L102 133V136H101V133L99 134V135H97L96 137L101 141V142H99L100 143V145H102V147L101 146H99V144L97 145V146H99V149H96L95 147V143L93 144L92 143V138H91V140H87V139H89L90 138V136L88 135L89 134V132H91V126L93 125L94 127H95V125L97 126V124H95ZM99 121V122H98ZM173 121V122H172ZM178 121H180V123H177ZM188 121V122H187ZM217 121V122H216ZM222 121H223V119H222ZM238 121H240L241 123H243L242 125L243 126H245V127H243V126H240L241 125V123H239ZM253 121V122H254ZM261 121H262V123H261ZM20 121H18V124H21V122L19 123ZM27 122V123H26ZM55 122H56V124H55ZM67 123V125L65 124V123ZM101 122V123H100ZM107 122V123H106ZM108 122H110V123H108ZM175 122V123H174ZM186 123V124H184V123ZM213 122H216L215 124L213 123ZM220 122H221V120H220ZM219 122V123H220ZM235 122V124H233ZM70 123V124H69ZM72 123V124H71ZM78 123V124H77ZM81 123L82 124H84V125H81ZM89 123V124H88ZM100 123V124H99ZM106 123V124H105ZM182 123V124H181ZM222 123V122H221ZM237 123H239L238 125H236ZM257 123V124H256ZM259 123V124H258ZM25 124V125H24ZM27 124V125H26ZM44 124H45V126H44ZM63 124H64V126H66V127H64L63 126ZM92 124V125H91ZM132 126V127H134L133 129H132V127L130 126V125ZM147 123L145 122V125H146ZM175 124V125H174ZM246 124V125H245ZM251 124V125H252ZM261 124V125H260ZM15 125V126H14ZM47 125V126H48ZM112 125V126H111ZM123 125V126H122ZM138 125V126H137ZM142 125V127L144 126L143 125V123L141 124ZM158 125V126H157ZM183 125V126H182ZM33 126V127H34ZM81 126V127H80ZM89 126V127H88ZM93 126H92V128H93ZM176 126V127H175ZM211 126V127H210ZM232 127L231 129H229L228 127ZM234 126V127H233ZM236 126V127H235ZM14 127H16V128H14ZM44 127V128H43ZM79 127V128H78ZM148 127H150V126H148ZM154 127V128H153ZM162 127V128H161ZM179 127V128H178ZM240 127V128H239ZM243 127V128H242ZM10 128H11V130H10ZM101 128V129H100ZM104 128V127H103ZM159 128H161V130L159 131ZM178 128V129H177ZM203 128V127H202ZM210 128V129H209ZM219 128V129H218ZM226 128H227V130H228V132L227 131H225L226 130ZM235 128V129H234ZM242 128V129H241ZM244 128L246 129V130H244ZM25 129V128H24ZM48 129H50V130H48ZM83 129H84V131H83ZM94 129V128H93ZM164 129V130H163ZM221 129H223V130H221ZM240 129V130H239ZM257 129V130H258ZM22 130H23V128H22ZM80 130V131H79ZM89 130V131H88ZM97 130V129H96ZM95 130V131H96ZM165 131V132H163V131ZM177 130V131H176ZM179 130V131H178ZM220 130V131H219ZM230 130H232V133L230 132ZM40 131V132H39ZM56 131V132H55ZM59 131V132H58ZM172 131V132H171ZM217 131V132H216ZM262 131V133H260ZM58 132V133H57ZM74 132H81V134L80 133H78V135H77V137L76 138H78V140L77 141H75L74 140V137L76 136L75 134H77V133H74ZM146 133H147V129H146V131H145ZM188 132V133H187ZM230 132V133H229ZM240 132L243 134V135H245V137L243 136V139H242V137H241V135L242 134H240ZM145 133V134H146ZM161 133V134H160ZM166 135L167 134V137H165L164 135ZM187 133V134H186ZM217 133V134H216ZM218 133L220 134V139H218L219 138V136H218ZM229 133V134H228ZM257 133H260V135H262V137L260 136V135H258ZM11 134V132L9 133V135ZM38 134V135H37ZM42 136H41V135ZM87 134V135H86ZM93 134H95V133H93ZM126 138V140H125V138L124 137H122L121 138V136L122 135ZM216 134V135H215ZM33 135L35 136V137H33ZM39 135H40V137H41V139L42 140H40L39 139ZM53 135H55V136H53ZM240 135V136H239ZM50 136V137H49ZM183 136V137H182ZM186 136H187V138H186ZM214 136H217L216 138L214 137ZM235 138H234V137ZM255 136H257V137H255ZM3 137H5V138H3ZM36 137H38L37 139H39L40 140V142L42 143H40L39 141H35L36 140ZM45 137V138H44ZM48 137V138H47ZM156 138V141H155V138ZM190 137V138H189ZM193 137V138H192ZM200 137V138H199ZM205 137H207V138H205ZM208 137H210L209 139H208ZM247 137V138H246ZM255 137V138H254ZM34 138V139H33ZM96 138V139H97ZM146 138V137H145ZM215 140H214V139ZM246 139V141H244L245 139ZM251 138H254L256 141H254V143H255V145H257V146H255L254 145V143H252L253 142V140H251ZM31 139H33V140H31ZM112 139V137H110V140ZM127 139H129V140H127ZM134 139H136V140H134ZM174 139H175V141H174ZM186 139H187V141H186ZM192 139H195V140H192ZM205 139V140H204ZM218 141H217V140ZM264 139V138H263ZM86 140H87V142H86ZM113 140V139H112ZM111 140V141H112ZM182 140H183V142H182ZM197 140V141H196ZM249 140V141H248ZM22 140L20 141V142H23ZM72 141V142H71ZM138 141V140H137ZM201 143H200V142ZM204 141L206 142V143H204ZM26 142V143H25ZM32 142H33V144H32ZM34 142L36 143L35 145H36V147H38L37 148V152L35 151L34 152V148H33V146H30V145H34ZM75 142L76 143H78V144H75ZM83 142V143H82ZM98 142V141H97ZM104 142H106L105 141V139H104ZM165 142V143H164ZM191 142V143H190ZM208 142H209V145H208ZM251 142V143H250ZM29 143V144H28ZM38 143V144H37ZM63 143H64V145H63ZM72 143V144H71ZM136 143H138V142H136ZM142 143V142H141ZM140 143V144H141ZM151 143V144H150ZM156 143H157V145H156ZM186 143V144H185ZM192 143L193 144H195L194 146L192 145ZM262 143V144H261ZM25 144V145H24ZM74 144V145H73ZM110 144H112V145H110ZM133 144H135V146L133 145ZM139 144V143H138ZM160 144H162V146L160 145ZM179 144V145H178ZM200 144V145H199ZM205 144V145H204ZM243 144V145H242ZM259 144V145H258ZM26 145H29V146H26ZM50 145V146H49ZM94 146V148H91L90 146ZM128 147H127V146ZM143 143L141 144V146L140 147H143ZM146 145L142 148V149H144L145 147H146ZM150 145L153 147V148H150ZM261 145V146H260ZM64 146V147H63ZM79 146H80V148H79ZM83 146V148H82V151H81V147ZM88 146V147H87ZM115 146H117V147H115ZM131 146H132V148H131ZM158 146H160V147H158ZM189 146V147H188ZM192 146V147H191ZM248 147V149H247V147ZM252 146V148H256V150H254V149H252L251 150V147ZM258 146H260V147H258ZM12 147V148H11ZM27 149H26V148ZM76 147V148H75ZM79 149H78V148ZM107 147V146H106ZM136 147H138V146H136ZM140 147H139V149H140ZM190 147H191V150L192 149H195V151H191L190 150ZM194 147V148H193ZM237 147V148H236ZM239 147V148H238ZM262 147V148H261ZM114 148H115V150H114ZM118 148V149H117ZM147 148V147H146ZM158 148V149H157ZM169 150H168V149ZM185 148V149H184ZM17 150V152H16V150ZM69 149V150H68ZM92 149V150H91ZM125 149V150H124ZM136 149V148H135ZM150 149L151 150H153V152L152 151H150ZM189 149V151H191V153L189 152V151H187ZM261 149V151H259ZM57 150H58V152H57ZM79 150L81 151V153H79ZM94 150H96L95 152H94ZM98 150L100 151V150H103V153L101 152H99V154H97V152H98ZM104 150H105V152H104ZM157 150V151H156ZM185 150V151H184ZM248 150H249V152H248ZM21 153H20V152ZM39 151V152H38ZM88 151V152H87ZM93 151V152H92ZM108 153H107V152ZM110 151H111V153H110ZM118 153H117V152ZM130 151V152H129ZM41 152V153H40ZM54 152V153H53ZM70 152V153H69ZM76 154H75V153ZM83 152L84 153H86V154H83ZM114 152V153H113ZM141 152V151H140ZM161 152H162V154H161ZM176 152V153H175ZM189 152V153H188ZM192 152H194V153H192ZM254 152V153H253ZM3 153H5V154H3ZM13 153V154H12ZM20 153V154H19ZM37 153V154H36ZM39 153V154H38ZM88 153V154H87ZM91 153V156L89 155ZM95 153H96V155H95ZM120 153V154H119ZM121 153H122V155H121ZM129 153V154H128ZM145 153V154H146ZM150 153V154H149ZM153 153H155V156L154 155H152ZM216 153V154H215ZM220 153V154H219ZM243 153V154H242ZM258 153V154H257ZM260 153V154H259ZM264 153V152H263ZM100 154H102L101 156H100ZM114 154H116V155H114ZM136 154V155H135ZM159 154V155H158ZM167 154V155H166ZM220 155V159H217L216 157H218L219 158V155ZM255 154V155H254ZM257 154V155H256ZM18 155H20L21 157H23V159H22V161L18 158ZM61 155V156H60ZM93 155V156H92ZM99 155V156H98ZM112 155V156H111ZM130 155H132L131 157H132V160H133V158H134V160H135V162L137 161V163L139 162L140 163V166L138 165V164H136V165H138L139 167L138 168H136V170H134V171H132V172H134V174H135V177H134V174H133V177H132V174L131 173H129L128 171L130 170V165H131V157H130ZM177 155V156H176ZM180 155V156H179ZM184 155V156H183ZM188 155V156H187ZM191 155V156H190ZM217 155V156H216ZM243 155V156H242ZM40 156V157H39ZM82 156H83V158H82ZM96 156V157H95ZM107 156V157H106ZM134 156V157H133ZM140 156V157H141ZM151 156H154L155 157V159L157 158L158 159V163H160V164H158L157 162H156V164L158 165V166H156V167H158V170L160 171V173H162L163 174V176L164 177H161L160 175V173H159V171L158 170H153L152 169V171H146L147 173H145L144 171H143V162L144 163H146L145 165H147V164H150V163H152V161H154L153 159H154V157H151ZM162 156V157H161ZM165 156V157H164ZM209 158H208V157ZM212 158H211V157ZM237 156V157H236ZM255 156H256V158H255ZM37 157V158H36ZM81 157V158H80ZM95 157V158H94ZM116 157V158H115ZM123 157V158H122ZM170 157V158H169ZM186 157V158H185ZM214 157V158H213ZM35 158V159H34ZM118 158H120V159H118ZM130 158V159H129ZM150 158H152V159H150ZM161 158V159H160ZM163 158H165V159H163ZM253 158V159H252ZM3 159V158H2ZM39 159V160H38ZM82 159H83V162H82ZM115 159V160H114ZM118 159V160H117ZM126 159V165H127V167L125 168L124 167V160ZM130 161H129V160ZM209 161H208V160ZM212 159H215V160H217V161H213ZM244 159V160H243ZM250 159V160H249ZM252 159V160H251ZM0 160H1V158H0ZM34 160V161H33ZM35 160H36V164L34 163L35 162ZM85 160V161H84ZM95 160V161H94ZM110 160V161H109ZM122 160V161H121ZM152 160V161H151ZM161 160V161H160ZM194 160H196V161H194ZM207 160V161H206ZM236 160V161H235ZM19 161H21L22 163H20ZM78 161V162H77ZM98 161V163H96ZM109 161V162H108ZM116 161H118V162H116ZM128 161V162H127ZM204 161H206L207 163L205 164V165H207L209 162H214L215 164H216V167H215V169L217 168L218 170H219V172L216 170H214V168H211V172L212 173H210V172H207L208 170H209V166L207 165V166H205L206 167V170H207V168H208V170L206 171L207 173H205V175L207 176V174L208 173H210L211 175H213V176H211V175H209L208 174V177H210L211 176V181H213L212 179H214V176L216 175V177H218V179H217V181H218V183L217 182H214V184H213V182H212V184H213V186H211V185H209V184H207L208 182H210V179H209V181L208 180H204V178L205 177H203V180L202 179H200V177H198V176H201V173L200 174H198V171L199 170H205V169H203L204 167V164H202ZM218 161H219V163H218ZM249 161V162H248ZM39 162V163H38ZM51 162V163H50ZM79 162H81V163H79ZM133 163H134V161H132ZM162 162V163H161ZM166 162V163H165ZM251 162V163H250ZM259 162H262V163H259ZM54 165H53V164ZM58 163V164H57ZM90 163V164H89ZM104 165H103V164ZM111 163H113V164H111ZM118 163V164H117ZM179 163H180V165H179ZM205 163V162H204ZM21 164L23 165V166H21ZM81 164H83V166L81 165ZM92 164V165H91ZM170 164V165H169ZM194 164V165H193ZM198 164V165H197ZM200 164V165H199ZM215 164H214V166H215ZM30 165V166H29ZM56 165V166H55ZM78 165V166H77ZM88 165V166H87ZM96 165H98V167L96 166ZM100 165V166H99ZM106 165V166H105ZM107 165H108V168L106 169L105 167H107ZM118 165V166H117ZM120 165V166H119ZM142 165V166H141ZM173 166V168H172V166ZM203 165V166H202ZM218 165V166H217ZM8 168H7V167ZM27 168V169H25V167ZM196 166V167H195ZM219 166H220V168H219ZM85 167H86V169H85ZM87 167H89L88 168V170H87ZM94 167V168H93ZM116 167H118V168H116ZM122 167V169H119V168H121ZM124 167V168H123ZM134 167V166H133ZM132 167V168H133ZM147 167V166H146ZM237 167V168H236ZM243 167V168H242ZM184 168V169H183ZM201 168V169H200ZM235 168V169H234ZM32 169V170H31ZM97 169V170H96ZM134 169V168H133ZM132 169V170H133ZM141 172L140 173V177L142 178V179H144L145 178V176L147 177L148 176V178H147V180H148V187L146 186L145 187V184L144 185H141V187L142 186H144L143 188H141V187H139V185L142 183V180H141V178H139L138 176V174H139V171ZM154 169H156L155 167H154ZM36 171V173L37 174H39L40 176L38 177V175L37 174H35V175H33L34 173H33V171ZM51 170V171H50ZM52 170H54V171H52ZM82 170V171H81ZM84 170V171H83ZM94 170H96L98 173H99V175H98V173L96 172V171H94ZM101 170V171H100ZM126 170V171H125ZM145 170H147V168L145 169ZM148 170H150V169H148ZM215 171V172H213V171ZM256 170V171H255ZM8 171V172H7ZM34 171V172H35ZM39 171V172H38ZM87 171V172H86ZM96 172L97 174L95 175V173H94V175H91L93 172ZM107 171V172H106ZM118 171V172H117ZM122 171H125V173L124 174H127V173H129L128 174V178L126 179V177L124 178V175H121V174H123V173H121L120 174V172ZM131 171V170H130ZM154 171H158V175L154 172ZM171 171V172H170ZM40 172L42 173V174H40ZM50 174H49V173ZM82 172V173H81ZM88 172H90V173H88ZM106 172V173H105ZM136 172H138V174L136 173ZM150 172L154 175V173L156 174V177L155 176H152V174H150ZM174 172V173H173ZM203 172V171H202ZM255 172V173H254ZM3 173V174H2ZM12 173V174H11ZM33 173V174H32ZM108 173H109V175H108ZM171 173V174H170ZM263 175H262V174ZM28 174V175H27ZM30 174H32V175H30ZM85 174V175H84ZM103 174V175H102ZM131 174V175H130ZM149 174V175H148ZM198 174V175H197ZM203 175L202 176H205L204 175V173H202ZM215 174V175H214ZM224 174V175H223ZM5 175V176H4ZM119 175V176H118ZM131 177H130V176ZM136 175H137V177H136ZM143 175V176H142ZM174 175V176H173ZM195 175H197V176H195ZM218 175V176H217ZM228 175V176H227ZM254 175V177H252ZM12 176H13V178H12ZM27 176V178H28V176H29V178H30V180H29V178L27 179V178H25ZM32 176H34L33 178H31ZM90 176H91V178H90ZM98 176H99V178H101V179H99L98 178ZM101 176V177H100ZM114 176H115V178H114ZM117 176V177H116ZM247 176V177H246ZM251 176V177H250ZM255 176L258 178H256L258 181V183H256L254 180H252V179H254L255 178ZM7 177H8V179L10 180H6L7 179ZM16 177H19V180H18V178H16ZM94 177H96L95 179H94ZM113 177V178H112ZM159 177V178H158ZM175 177V178H174ZM198 177V178H197ZM213 177V178H212ZM222 177V178H221ZM21 178H23V179H21ZM38 180H37V179ZM40 178V179H39ZM85 178V179H84ZM87 178V179H86ZM98 178V180L96 181L97 182V184H100V186H98L97 184H94V185H97L98 187H100V189H95V187H94V185H92L93 187H94V190L96 191H94V190H91V193L93 194H89L90 193V189H88V188H86L87 186H90V188H92L91 187V185H88V184H90V182H93V183H96L95 181H93V180H96ZM104 178V179H103ZM106 178V179H105ZM118 178V179H117ZM133 178V179H132ZM137 178V179H136ZM174 178V179H173ZM177 178V179H176ZM180 178V179H179ZM207 178V177H206ZM246 178V179H245ZM251 180L250 182H255V187H254V184L253 183H249V182H247V181H249V179ZM262 178V180H260ZM21 179V180H20ZM90 179V180H89ZM123 180V181H121V180ZM127 181H126V180ZM150 179V180H149ZM165 179V180H164ZM167 179V180H166ZM14 180H17V183H16V181H14ZM26 180H29L28 182L26 181ZM85 180H87V182H88V184H87V186H84L85 184ZM114 180H116V182H113ZM129 180V181H128ZM141 182L140 184H139V181ZM176 180V181H175ZM191 180V181H190ZM200 180V181H199ZM3 181V182H2ZM19 181V182H18ZM82 181H84V183L82 182ZM100 181V182H99ZM110 181H111V183H110ZM118 181V182H117ZM121 181V182H120ZM132 181L134 182V185H133V183H132ZM136 181H138V183L136 182ZM162 181V182H161ZM206 181V182H205ZM215 181V180H214ZM227 181V182H226ZM259 181H261V182H259ZM5 182H7V183H5ZM11 182H13V183H11ZM22 184H21V183ZM33 182V183H32ZM78 182V183H77ZM101 182H103V184L101 183ZM105 182V183H104ZM128 184H130V182H131V184L129 185H127L126 183ZM136 182V183H135ZM191 182V183H190ZM205 182V183H204ZM27 183V184H26ZM29 183V184H28ZM117 183V184H116ZM150 183V184H149ZM169 183V184H168ZM171 183V184H170ZM243 183V184H242ZM262 183V184H261ZM7 186H6V185ZM13 184V185H12ZM20 184V185H19ZM32 184V185H31ZM54 184V185H53ZM77 184V185H76ZM102 184V185H101ZM108 184H109V186H108ZM119 184V185H118ZM124 184V185H123ZM143 184V183H142ZM207 184V185H206ZM215 184H217V186L215 185ZM247 184V185H246ZM258 186H257V185ZM261 184V185H260ZM14 188V190H13V188L11 187V186ZM16 185V186H15ZM19 187H18V186ZM23 185V186H22ZM78 185H79V187H78ZM121 185V186H120ZM132 185V186H131ZM165 185H167V186H165ZM169 185H170V187H169ZM181 185V186H180ZM245 187H244V186ZM260 185V186H259ZM6 186V187H5ZM16 188H15V187ZM117 186H118V188H117ZM123 186V187H122ZM172 186V187H171ZM175 186H176V188H175ZM18 187V188H17ZM85 187L87 190H85L86 192H87V194H85L86 192L84 191V189L83 188ZM103 187V188H102ZM113 187V188H112ZM120 187V188H119ZM122 187V188H121ZM125 187H127V188H129L132 192H130V193H128V189L127 188H125ZM163 187H165V188H163ZM208 189L207 191H206V189ZM216 188V189H213V188ZM221 187H223V188H220ZM102 188V189H101ZM105 188V189H104ZM114 188H116V189H114ZM137 188H139V189H137ZM149 188H151V189H149ZM166 188H167V190H166ZM169 188H170V190H169ZM210 188H212V189H210ZM218 188V189H217ZM255 188V189H254ZM81 189H83V191L81 190ZM105 191H104V190ZM149 189V190H148ZM153 189V190H152ZM188 189V190H187ZM189 189H190V191H189ZM20 190V191H19ZM128 193L127 195L125 194L126 192ZM138 190V191H137ZM140 190H142V191H144L145 193L146 192H148V193H146V195L144 194V197L145 196H148V197H146V198H144V197H142V195H143V192H141ZM151 190V191H150ZM175 190V191H174ZM177 190V191H176ZM241 190H243V191H241ZM119 193H118V192ZM135 191H136V193H135ZM153 191V192H152ZM156 191V192H155ZM179 191L180 192H186V191H188V192H186L185 194H182L181 196H183V198H181V197H179L180 195L178 194L179 193ZM212 191V192H211ZM9 192V193H8ZM22 192V193H21ZM80 192V193H79ZM82 192V193H81ZM108 192V193H107ZM110 192H112V193H110ZM116 192V193H115ZM165 192V193H164ZM175 192H178V193H175ZM211 192V193H210ZM217 193V194H215V193ZM21 193V194H20ZM94 193H98L97 195L96 194H94ZM134 193V194H133ZM138 193H140V195H137ZM150 193V196L148 195ZM21 195V196H19V195ZM84 194V195H83ZM112 195V196H110V195ZM114 194H116V195H114ZM123 194V195H122ZM177 194V195H176ZM209 194V195H208ZM211 194V195H210ZM11 195H12V197H11ZM130 195H131V197H132V195H133V197L131 198L130 197ZM167 197H166V196ZM173 195V196H172ZM187 195V196H186ZM14 196H16V197H14ZM81 198H80V197ZM99 199H101V197H102V199L101 200H98V202H100V204H101V202H103L104 204L103 205H99V203L97 204V198ZM105 196V197H104ZM117 196V197H116ZM121 196V197H120ZM128 196V197H127ZM139 196H141V197H139ZM189 196V197H188ZM211 198H210V197ZM219 196V197H218ZM225 196V197H224ZM231 196V197H230ZM6 197V198H5ZM8 197V198H7ZM67 197H70L69 199L73 202V203H69V204H71L70 206L67 204L68 203V201H70V200H68V198ZM76 197H79V199H77ZM86 197H88L87 199H85ZM109 197V198H108ZM113 197V198H112ZM125 197H127V199H128V202H126L125 204H127L128 206H129V208H127V207H123L122 209L124 210V212H125V210H126V215H125V213H124V215L122 216V214H121V216L123 217V219L127 222V224L123 221V219L122 218H120L119 220H117L116 219V221H118V222H120V223H118L117 224V222H116V224L115 225H113L112 227H111V221L113 220V218L115 219V215H120V212L122 211V209H120L121 207H120V205H118V204H121V203H123L124 204V201H127V199L125 198ZM129 197L131 198V199H129ZM187 199H186V198ZM212 197H214L213 199H212ZM224 197V198H223ZM237 197V198H236ZM59 198H60V200H59ZM63 198L66 200H63ZM74 198H76V200L74 199ZM82 198H84L85 200H83ZM133 198H134V200L136 201H134V202H130V200L131 201H133ZM147 198H150V199H147ZM173 198V199H172ZM182 200H181V199ZM227 198V199H226ZM243 198H245V199H243ZM8 199V200H7ZM11 199V200H10ZM16 199V200H15ZM55 199H57V201L55 200ZM107 199V200H106ZM172 199V202H173V200H174V203H171V200ZM184 199V200H183ZM219 199V200H218ZM77 200H79V201H77ZM105 200V201H104ZM114 200V201H113ZM124 200V201H123ZM155 200H157V202H155ZM166 200H167V202H166ZM227 200V201H226ZM233 200H236V203L238 202V205L235 203V201L234 202H231V201H233ZM10 201V202H9ZM48 201V202H47ZM76 201V203H74ZM82 203H81V202ZM90 202V203H88V202ZM95 201V202H94ZM120 201V202H119ZM219 203H218V202ZM57 202V203H56ZM60 202V203H59ZM78 202V203H77ZM113 202H115V203H113ZM177 203V205H176V203ZM185 202V203H184ZM214 202V203H213ZM7 203V204H6ZM107 203V205H105ZM110 203V204H109ZM151 203V204H150ZM169 203V204H168ZM180 203V204H179ZM210 203H212V204H210ZM230 203V204H229ZM96 205V206H94V205ZM114 204H116V205H114ZM172 204V205H171ZM233 204V205H232ZM6 207H5V206ZM66 205H68L69 207H67ZM75 205V206H74ZM93 205V206H92ZM105 205V206H104ZM137 205V206H136ZM214 205V206H213ZM225 205V206H224ZM101 208H100V207ZM106 206H108L107 208H106ZM124 206V205H123ZM168 206V207H167ZM224 206V207H223ZM73 207H75V209L73 208ZM116 207V208H115ZM117 207H118V209H117ZM160 207V208H159ZM171 208V210H170V208ZM177 207V208H176ZM180 208V210H179V208ZM211 207V208H210ZM220 207V208H219ZM67 208V209H66ZM68 208H70V209H68ZM73 208V209H72ZM91 208V209H90ZM96 208V209H95ZM99 208V209H98ZM102 208H105L106 210L105 211H107V210H109V212L107 211V213H109V215L111 216V217H113V218H110L109 217V215L108 214H106L105 213V211L104 212H102V211H100V210H102ZM110 208V209H109ZM168 210H167V209ZM203 208V209H202ZM222 208V210H220ZM237 208V209H236ZM4 209V210H3ZM120 209V212H118V210ZM130 211H129V210ZM131 209H132V211H131ZM211 209V210H210ZM63 210V211H62ZM68 210H70V212L69 213H67L68 212ZM94 210H96V211H100V213H99V215L101 214L102 215V213L103 214H106L108 217H109V220L107 219L108 217L107 216H105L106 217V219L108 220V222H107V220H106V222H105V220H104V217L103 216H101L100 215V217H103V219H101V218H99V219H95V218H97V217H99V216H95V211L93 212ZM110 210H111V212H113V213H111L110 212ZM141 210V211H140ZM170 210V211H169ZM4 211H6V212H4ZM115 211V212H114ZM191 211V212H190ZM232 211H234V212H232ZM1 212H3V213H1ZM73 214H72V213ZM75 212V213H74ZM102 212V213H101ZM116 212H118L117 214H116ZM132 212V213H131ZM190 212V213H189ZM207 212H208V214H207ZM67 213V214H66ZM80 213H81V215H80ZM95 213V214H94ZM111 213V214H110ZM123 213V212H122ZM221 213V214H220ZM68 214H70V215H68ZM196 214V215H195ZM210 214V215H209ZM67 217H66V216ZM188 215V216H187ZM195 215V216H194ZM3 216H5V217H3ZM80 216V217H79ZM92 216V217H91ZM121 216H116V217H121ZM192 216V217H191ZM196 216H198V218L196 217ZM230 216V217H229ZM64 217H66V218H64ZM73 217V218H72ZM90 217V218H89ZM130 219H129V218ZM131 217H132V220H131ZM136 219H135V218ZM207 217V218H206ZM235 218V219H233V218ZM238 217V218H237ZM29 218V219H28ZM35 218V219H34ZM76 218V219H75ZM189 218V219H188ZM230 218V219H229ZM6 219V220H5ZM33 219H34V221H33ZM95 219V222L93 221ZM195 219V220H194ZM215 219V220H214ZM219 219H220V221H219ZM66 220V221H65ZM101 222L102 220H104V222L102 223H100V225L102 226H96V223L98 222V224H99V221ZM135 220V221H134ZM187 220V221H186ZM190 221V223L191 224H188L189 223V221ZM192 220V221H191ZM211 222H210V221ZM233 220V221H232ZM32 223H31V222ZM97 221V222H96ZM113 221V222H114ZM241 221H243V222H241ZM245 221V222H244ZM111 222V223H110ZM128 222H130V224L133 226H131L130 224H128ZM168 222H169V224H168ZM187 222V223H186ZM220 222V223H219ZM236 222V224H234V223ZM241 224H240V223ZM123 223H125V225L123 224ZM163 223H166V224H168L169 225V227H172V229H169L168 227H167V225H165V224H163ZM68 224V225H67ZM80 224H81V226H80ZM112 224H114V223H112ZM213 224V225H212ZM215 224V225H214ZM220 225V226H218V225ZM222 224V225H221ZM239 224V225H238ZM263 224V225H262ZM117 225V226H116ZM233 225V226H232ZM79 226V227H78ZM92 228H91V227ZM109 226V227H108ZM115 226V227H114ZM123 228H122V227ZM161 226V227H160ZM217 226H218V228H217ZM33 227V228H32ZM81 227V228H80ZM96 227L97 228H99V231H98V229H96ZM104 227V228H103ZM129 229H128V228ZM174 227V228H173ZM183 227V228H182ZM185 227V228H184ZM215 227V228H214ZM31 228L33 229V231L31 230ZM83 228V229H82ZM113 228V229H112ZM163 228V229H162ZM166 228V229H165ZM178 228V229H177ZM259 228H261V229H259ZM35 229V230H34ZM95 229V230H94ZM104 229V230H103ZM168 229H169V231H170V233L168 232ZM218 229V230H217ZM93 230H94V232H93ZM101 230V231H100ZM104 232H103V231ZM115 230V231H114ZM176 230L178 231V233L176 232ZM260 230H262V231H260ZM32 231V232H31ZM95 231H97V232H95ZM113 231H114V233H113ZM173 231V232H172ZM184 231V232H183ZM219 231V232H218ZM166 232H167V234H166ZM182 232H183V234H182ZM188 232V233H187ZM216 232V234H214ZM77 233V234H76ZM103 233V234H102ZM114 235H113V234ZM202 233V234H201ZM89 234H90V236H89ZM163 234H164V236H163ZM170 234V235H169ZM174 234H175V236H174ZM187 235V236H186ZM94 236V237H93ZM105 236H106V238L108 237V241H106L107 239H105ZM220 236V237H219ZM10 237H11V239H10ZM77 237V238H76ZM114 237L116 238V239H114ZM180 237V238H179ZM80 238V239H79ZM94 238V239H93ZM121 238V239H120ZM93 239V240H92ZM139 239V240H138ZM212 239V240H211ZM95 240V241H94ZM111 240V241H110ZM119 242H118V241ZM141 240V241H140ZM144 242H143V241ZM3 241V242H2ZM10 241H12V242H10ZM162 241V242H161ZM167 241V242H166ZM5 242V243H4ZM9 242V244H7ZM92 242V243H91ZM99 242H103L102 243V245L106 248L105 250H106V252L103 250L104 249V247L101 245V243H100V248L98 247H96L97 249V251L99 250V249H101V248H103L102 250H103V252L101 253V250L100 251H98L100 254H102V255H100L99 253H97L96 252V250H95V248H94V246H95V244L93 245V243H98L99 244ZM112 242V243H111ZM146 242H147V244H146ZM160 242V243H159ZM85 243H87L88 245H90V247L88 246V245H85ZM90 243V244H89ZM78 244V245H77ZM97 244V245H98ZM3 245H5V246H3ZM6 245H9V246H6ZM93 245V246H92ZM116 246V247H114V246ZM182 245H183V247H182ZM11 246V247H10ZM78 246H80V247H78ZM89 247V250L86 248V247ZM102 246V247H101ZM108 246H109V249L111 250L112 249V247L111 246H113V248H115L116 250H113V252H112V250H111V252L112 253H110V251L109 252H107L108 250H107V248H108ZM82 247V248H81ZM94 249H93V248ZM126 247V248H125ZM180 247V248H179ZM77 248H79V249H77ZM86 249V251H85V249ZM90 248H91V250L93 249V251L92 252H90V254H88V252L90 251ZM145 250V252H143L144 250ZM132 249V250H131ZM182 249V250H181ZM69 253V254H68ZM81 253H82V255H81ZM86 253V254H85ZM92 253V254H91ZM104 253H109L108 255L110 256H108L107 254H104ZM135 253H136V255H135ZM148 255H147V254ZM7 254V255H6ZM31 254V255H30ZM56 254V255H55ZM84 254V255H83ZM88 254V255H87ZM100 256H99V255ZM3 255V256H2ZM9 255V256H8ZM78 255V256H77ZM87 255V257L85 258V259H87V261L85 262L84 261V256H86ZM103 255H104V257L105 258H108L107 259V261H106V259L105 258H103ZM106 255V256H105ZM139 255V256H138ZM83 256V257H82ZM122 256V255H121ZM130 256V257H129ZM149 256V257H148ZM261 256H263V257H261ZM6 257V258H5ZM71 257V258H70ZM111 257H112V259L113 260H111ZM123 257V259L125 258L124 256H122ZM147 257L149 258V259H147ZM150 257H151V259H150ZM53 258H55L54 260H53ZM76 258H75V261H76ZM77 258V259H78ZM81 258V259H80ZM102 258H103V260H102ZM130 258V259H129ZM121 260H122V258H120ZM119 259V260H120ZM133 259V260H132ZM142 260V262L143 263H139V261L141 262V260ZM3 260H5V262H3V263H1ZM30 260V261H29ZM67 260V261H66ZM71 260V261H70ZM73 260V261H72ZM90 260V261H89ZM108 260H110V261H108ZM120 260V261H121ZM131 261L130 263H128V262H126L125 263V261ZM135 260V261H134ZM145 262H144V261ZM57 261V262H56ZM95 261V262H94ZM138 261V262H137ZM148 261V262H147ZM34 262V263H33ZM78 262V261H77ZM91 262V263H90ZM105 262H107V263H105ZM86 263V264H87ZM117 264V263H116ZM119 264H122L121 262H119Z\"/></svg>",
    "mask_w": 264,
    "mask_h": 264
},
{
    "label": "bare ground",
    "instance_id": "2",
    "mask_svg": "<svg viewBox=\"0 0 264 264\" xmlns=\"http://www.w3.org/2000/svg\"><path fill=\"white\" fill-rule=\"evenodd\" d=\"M14 1V0H13ZM53 0H46V1H43V0H40V1H36V0H15L14 2L15 3H12V1L11 0H0V32H1V34H0V67L1 66H3L4 68L3 69H1V70H3L2 71V74H0V95H3V94H5L4 92H10V88H11V92H13V91H15L16 93H18L19 94V97L17 96L18 94H14L15 92H13V94L12 95H16L17 97L15 98L14 97V100H16V99H18V100H22V98L21 97H23L24 99H26V101H27V98L26 97H30V98H32V99H37L38 97H41L42 95V97L41 98H39V100L41 99V100H43V102H42V106H40L41 104H38L40 107H36L35 108V105L36 104H34V103H36V102H40L38 99L34 102V100H32L33 102V104L34 105H32V106H29V105H26V106H29L28 108L29 109H22V108H20V110H21V113L18 111V110H16V111H14L15 113H20V117H27V116H32V115H34V110L35 109H38V110H42L43 108H47V110H49L48 109V107H49V105L51 106V103H50V101L52 100H54L55 98H58L59 99V97L58 96H63V93H62V90L61 89H63V87H64V85L66 84H68L69 85V87L71 88L70 90H71V92L72 91H74V89L75 88H72L73 86L74 87H76V89H75V94H77V93H79L81 96H82V93H80L79 91H81V92H83L84 90H87V91H89V96L87 97V95L84 93L83 95L85 96L86 95V97H84V96H82V98H81V96L79 95V94H77V95H75L76 96V100L74 99L75 97H74V92H72L73 94H71L70 95V93H69V96H71L72 98H69V100H72L71 101V103H73V101H76V104H71V105H73L74 106V108H75V105L77 106V107H79V109H80V107H82L83 108V110H81V111H83L84 112V110L86 109V110H89L88 112H91L92 110H94L93 112H94V114H93V112H91L92 113V115L91 114H88V115H90L89 117L91 118L92 116H94L95 114H98L97 116L95 115V117H97L98 118V116H99V113H100V116H101V111H109V110H116V112L115 113H117V114H115L114 116H116V117H112L113 115L111 114V115H109L110 113H105V112H103V115L105 114V116L107 115H109L108 117H111L112 119L113 118H115L114 120H116V119H121L122 118V116H119V114L121 113V111L123 110V109H132L133 107H135L134 106V104L135 105H137L136 106V108H139V106L141 107L143 104V106H147L146 108L148 109V111L150 110V108L149 107H151L152 109L154 108L155 109V111H149V112H151V113H149V112H147V111H145V110H147L146 108L144 109V108H142V110L143 111H145L146 112V114L145 113H142L143 111H141V112H138V114L135 112V114H137V115H134L135 116V118L139 115V113L141 114V115H143L144 117H146L147 118V120H149V121H146V119L143 117V116H140V117H143V118H140V120L142 121V123H143V127H142V123L140 122V120H139V118H138V125H139V122L141 123L140 124V127L138 126V127H136L135 128V130L133 129L134 127H132L131 125H132V123H133V121L132 122H130V126L132 127V129L134 130L133 131V133L131 132V134H133V136H135V138L137 137V140L136 139H134V140H136L135 141V144H136V146H138V147H136L135 146V144H133L135 147H134V149L133 150H135V153H136V150L138 149L139 150V152H137V153H139V155H140V153H141V155H142V152H144L145 150H147V151H145L144 152V154L143 155H147L148 157L150 156V155H148L147 153L149 152L148 150V146L149 145H146V143H145V141L146 140H149V137H153V136H151V134H152V132H154L151 128H152V126H154L155 124H160L161 126H165V130H166V128H167V130L169 129H171V128H169V126H170V121H171V119H174V117H181V119L182 120H184L185 119V116H184V119H183V112H180L179 110L181 109L182 110V108H180V106H179V108L178 107H176V106H178L180 103H177V100H178V102L180 101V99H182V98H180L179 97V99L177 98L178 97V95L177 94H179V96H180V93H183L182 91H180V88H181V86H180V88H179V86H178V88L179 89H177L176 87L175 88H172L174 85H183L184 86V84H182V83H179V81L181 80L182 81V79H183V77L185 78L186 76H183V74H181V72L183 71H186L187 69H186V67H188V66H190L191 67V70H192V72L190 71V69L188 70L192 75H191V77H190V74H189V76H188V81L190 82V79H191V82L192 83H195V84H197L198 83V79L197 80H192V76L195 78V77H197L198 75H194V74H196L195 73V70H196V63H197V60L199 59V58H201L202 57V59H199V60H203L204 58V56L206 57L208 54H206L205 55V53H206V51L204 52V48H206L207 47V45H205L206 43H205V41H204V43H202V39H204V37H206L205 39L206 40H208V42L207 43H210V44H208L209 46H211V47H213L215 44L213 43V41H216L217 40V38H218V36H217V38L213 35L214 33H212L213 32V29L212 28H208L209 27V25L206 23L207 21H205L204 23H206V24H203V23H201V19L199 20V18L198 19H196V21L198 22L197 24H193V23H191V24H189L188 22V24H185V25H183V23H184V17L186 16V14H184V15H182V17H181V14H183V13H185L186 11H188L187 10V8L189 9V8H192V6L191 5H193V3L195 4L196 2L195 1H198V0H190V2L188 3L189 4V7L187 6V7H185V5H183V3H182V1L181 0H177V1H175V0H172V1H174V3L175 4H177V5H175L173 2L171 3V1H168V0H157V2H156V0H153V2L152 1H150V0H148V2H150V3H144V2H142V0H103V1H98L97 2V4L96 3H94L95 5H89V3H91L92 1H94L95 2V0H65V2H63L64 0H59L60 1V4L63 2V5H62V7H58L57 5L59 4V3H54V4H56V5H54V4H52L53 2H52ZM58 1V2H59ZM160 1V2H159ZM168 1V3H166ZM183 1H185V0H183ZM186 1H188V0H186ZM193 3H192V2ZM202 1H204V0H202ZM205 1H210V2H212V4H210V5H208ZM204 1V3H201V4H199V2H201V1H198L197 2V11H198V13H197V11H196V8H195V11H192V12H194L193 14H192V12L190 11V13L192 14V17H193V19H195V18H197L198 17V15H199V12H200V15H201V17H202V14L204 13V14H212L213 15V13L215 14V13H220V14H222V12L224 11V9H225V6H228V5H223L224 3H225V1H228V0H220L223 4H220V5H217V0H205ZM230 1V0H229ZM232 1V0H231ZM243 1H245V0H243ZM243 1H241V2H243ZM250 0H248V2H249ZM254 0H252L251 1V6L254 4V2H253ZM258 1V0H257ZM261 1V0H260ZM260 1H259V3H260ZM45 2H49V4H50V6L49 7H45V4H47V3H45ZM164 2L166 3V5H164V6H166V8L163 6V4H164ZM220 2V3H221ZM238 2V1H237ZM237 2H235L236 4H237ZM263 2V4H264V0L262 1ZM262 2L260 3L261 5H263L262 4ZM104 3V5H102ZM105 3H109V4H115V3H117V4H119V8H117L116 10V12H115V14L113 13V15L114 16H119V15H121L122 17L125 15V14H127V13H134L135 15H134V17L135 18H130L131 19V21H125L126 19L123 17V19H125L124 21L125 22H121L120 21V24L119 23H117V22H115L116 23V27H115V30L113 31V29H112V26H111V30H110V28H109V30H110V32L107 30V29H105V27H104V29H105V33H106V30L108 31V33L109 34H103L104 36L102 37V39L101 38H99L100 40H101V42L102 43H104V45H103V47L102 46H99L100 48L102 47V48H104V54L102 55V56H100V57H96V51L98 50L99 51V47H97L96 48V40H91L90 38H92V37H89V39H88V41L89 42H86L87 43V47L86 48H82V43L80 42V40H79V38H78V35H77V33H80V32H82V30L80 31V32H77V33H75V32H73L74 30H73V26H74V24L77 22V21H79V20H81L86 14H94V13H97V12H104V11H106L107 10V4H105ZM151 3H153L154 5L153 6H149ZM158 3H162V5L160 6ZM171 4V5H168V4ZM178 3H180V4H182L184 7H185V9H183V7L181 6H179L180 4H178ZM184 3H186V2H184ZM216 3V4H215ZM228 3H230V2H227V3H225V4H228ZM235 3H233L234 5H236ZM239 4L238 5H240V2H238ZM245 3V2H244ZM92 4V3H91ZM198 4H199V6H198ZM242 4V3H241ZM53 5V6H52ZM82 5V6H81ZM146 5V6H145ZM148 5V6H147ZM152 5V4H151ZM173 5H174V9L173 10H170V9H172L173 8ZM186 5H187V3H186ZM202 5V6H201ZM248 5V4H247ZM246 4H245V6H247ZM60 6V5H59ZM160 7L159 9H158V7ZM178 8H177V7ZM194 7H195V5H193ZM201 6V7H200ZM216 6H218L219 8H222V10H218L219 8L218 7H216ZM221 6H224V8L223 7H221ZM241 6V5H240ZM240 6L238 7V12H237V10L235 11V12H231V10H235L234 9V7L233 6H231V9L230 10H228L227 11V9H229L228 7H226L227 9H226V12H224L223 14H224V16H227V18L230 16L231 18H232V20H233V18L235 19V25H236V23H238V24H240L241 25V23H243L244 21H245V19H246V21H247V16H246V14H243L244 12H243V10L242 11H240L241 9H239L240 8ZM243 6V5H242ZM257 6V5H256ZM258 6H259V4H258ZM257 6V7H258ZM162 7H163V9H162ZM167 7H169V8H167ZM236 7V6H235ZM257 7H255V8H257ZM264 7V6H263ZM262 7V11H264V8ZM98 8V9H97ZM100 8V9H99ZM165 8V9H164ZM177 8V9H176ZM182 9V11H183V13H182V11H181V9ZM199 8V9H198ZM216 8H217V10H216ZM233 8V9H232ZM237 8V7H236ZM244 8V7H243ZM54 9V10H53ZM161 9H162V11H165L166 10V12H161ZM194 9V8H193ZM259 9H260V7H259ZM76 10H80V15H76L77 17H75V18H72L71 19V15H70V13L71 12H73V11H76ZM167 10H170V12L172 13V11H174L172 14H173V16L171 15V13L169 14V11H167ZM186 10V11H185ZM7 11H11V15L9 14V16H11V17H8V15H7V17H4V16H6V15H4L3 16V14L4 13H6ZM157 11H159V12H161V14L160 13H158ZM179 11H180V15H179ZM240 11V12H239ZM245 11V10H244ZM252 11V10H251ZM261 11V12H262ZM155 12H157L158 14H156ZM178 12V13H177ZM189 12V11H188ZM257 12V11H256ZM261 12H259V13H261ZM146 13H148L149 15H151V16H153V15H157V16H154L153 18L150 16L149 17V15L148 14H146ZM162 13H167V14H165V15H162ZM177 15H176V14ZM189 13V14H190ZM248 13V12H247ZM250 13V12H249ZM258 12H257V14H259ZM146 14V16L148 15V18H146V16H144ZM169 14V17H170V15L172 16V17H176L175 19H171V17L169 18H165L164 16H166L167 17V15ZM189 14H187V15H189ZM197 14V15H196ZM254 14V13H253ZM61 15H64V16H61ZM113 15L111 16V18H113ZM176 15V16H175ZM194 15L196 16V17H194ZM199 15V16H200ZM251 15V14H250ZM28 16H30V18L28 19H26V20H29V23H27L26 21H22V20H24V18H26V17H28ZM60 16L61 17H63L62 19L60 18ZM158 16H160V17H158ZM162 16V17H161ZM184 16V17H183ZM204 16V15H203ZM253 16V15H252ZM251 16V17H252ZM263 16V15H262ZM31 17H36V18H34L35 19V21L34 20H32L31 19ZM64 17H66L65 19H64ZM164 17V18H163ZM191 17V16H190ZM191 17V18H192ZM219 17V16H218ZM246 17V18H245ZM254 17V16H253ZM260 17H261V15H260ZM44 18V19H43ZM109 18H110V16H109ZM151 18H152V20H151ZM154 18H156L155 20H153ZM159 18V19H158ZM160 18H162V19H160ZM191 18H189V16H186L185 17V20H189V21H191L192 19ZM224 18V17H223ZM226 17H225V19L227 20V26H230V28L231 27H233L234 25H232V23H230V20H231V18H228L227 19ZM248 18H249V16H248ZM255 20L257 21H259L260 22V20L258 19L259 18V16L257 15H255ZM254 18H253V20H254ZM257 18V19H256ZM264 18V17H263ZM37 19V20H36ZM106 19H108V17L106 18ZM129 19V20H130ZM158 19V20H157ZM206 20H207V18H205ZM52 20H54V21H56V24H58V26H60V28L61 27H64L66 30H64V32H65V34H67V33H69V36H68V34H67V36L68 37H64V35H63V33H61L60 31V33L62 34H60L61 35V39H62V37H64V40H63V43L64 42H66V43H68V44H70L71 45V47H72V49H73V52L70 54L71 55V58L73 57L74 58V62H72V63H69V62H67L68 60L66 59L67 57L65 56V54H66V51L65 50H63L62 49V46H60L61 45V43H62V41H61V43H59V42H53V41H56L58 38L56 37V38H54L55 40H53V37H51V36H53V33H56L57 34V32H58V28H56V29H54L53 28V26L50 24V22L49 21H52ZM93 19L91 18V20H89V26H87V27H89V30H90V28L92 27V26H95V24H93V25H91V23H94V21H92ZM114 20V19H113ZM127 20H128V18H127ZM208 20H209V18H208ZM232 20H231V22H232ZM242 20H243V22H242ZM262 20V19H261ZM123 21V20H122ZM157 23H156V22ZM210 21V20H209ZM225 21V20H224ZM246 21H245V24H246ZM255 21V22H256ZM258 21L256 22V24H254V25H247V28L249 27V29H251V27L250 26H252V27H254V28H252V30H250V32H249V29H244V24H242L241 26H242V28H241V26H240V28L241 29H244V35H246L247 34V32L250 34H247V37H251L252 35H254V38H252L251 37V40H250V38L248 39L249 41H251V42H248L249 43V45H248V43H246V45H248V46H250L251 48H247V51H246V47L244 48V47H242L243 45H241V47L243 48V49H245V51H244V54H246L245 52H249V53H247L248 55L246 56L247 58H245V55L243 56V59L242 58H240V57H242L241 56V54H240V52L242 53V51H243V49H241V47L240 48H238L239 49V51L240 50H242V51H238L237 52V50L238 49H236V46L235 45H237L235 42V44L233 43V46L234 47H232V50L231 49H228V48H230L231 46H229V45H232L231 44V42H230V44L229 45H225V47H224V49H225V51H224V53L225 54H227L228 56H230V54L232 53L233 54V56H235L236 54V56L238 57V56H240V57H238V58H236V56H235V58H236V62L233 60V56L231 57V58H229V57H227V55H225L224 53V55L226 56V59L227 58H229L231 61L229 62V65L232 67L233 66V63H232V65L230 64L231 62H233L234 61V65H235V63H237V64H243V62L245 63L246 61H248V63L246 62V67H245V69H244V67L243 66H241L240 68H238V66L237 65H235L234 67H230V66H228V67H230L231 69H233L231 72L230 71H228L230 74H232V75H227V77H229V76H232V78H231V80L229 81V83H228V85L230 84L231 85V81L232 82H236V80H234V79H236L238 76H242V78L240 77V79H244L245 81H243L244 83L246 82V85H245V89L242 91L243 92V94L242 95H240L239 96V99L241 98V96H243V95H245L246 96V98H248V99H246L247 101L248 100H251L250 98H252V100H254L255 102H260L261 101V99H263L262 101H261V103L260 104H257V103H254L255 105H256V108H258L259 107V109H253V110H251V112L250 113H245L244 111H247V112H249V109H250V106L252 107V105L254 106V104L251 102V101H246L247 102V104H246V102L244 103L243 102V105H242V102L240 101V100H238V98H237V100H236V94H238L237 92H239L238 90L236 91L235 90V92H234V95H233V97H231L230 99H234V100H236V101H238V102H234L233 100H230V101H233V103H239V102H241V105L244 107V105H246L245 106V108H243L244 109V111L242 110V109H240L241 108V105L240 104H236L237 105V110L238 109H240V110H242L244 113H242V111H241V113L243 114V116L245 115H248L249 114V116L247 117V122L246 121H244V123L246 122V129L244 128V130H246L248 133L247 134H245L246 136L248 135V134H250V135H252V134H254L255 135V133H253V131L256 129V127L254 126V128H252L253 127V124L252 123H254V125H255V122H257V121H254L255 119H257V118H255L256 116L258 117V115H259V117L261 118L260 120H264V98H262V96L264 97V94L262 95H260V93H264V88H263V84H264V24L263 23H259L260 24V26H262V31L263 32H259L260 34H261V36H260V34H258V35H256L257 33V31H259L260 30V28H259V30L257 29L259 26H258ZM15 22H20L18 25H21V27L22 28H20V29H22L21 31L23 32H25V31H27L26 33H28L27 35H25V36H27V37H23L22 38V36H21V38H19L20 36H18L17 37V39L15 40L13 37V35H15L14 33H17V31H18V33L20 32V29H19V27H17L18 28V30H16V32H14V23ZM100 22V21H99ZM99 22H95L96 24H99ZM194 22V21H193ZM202 22H203V20H202ZM220 22H222V20L220 21ZM219 22V23H220ZM262 22H263V20H262ZM130 23H132V25H130ZM225 23V22H224ZM232 25H230V24ZM249 24V23H248ZM187 25V26H186ZM257 25V26H256ZM12 26H14V27H12ZM35 26H45L46 27V29L45 28H43L44 30V32H43V34L42 33H39V34H41L42 35V39H39L38 37H40V36H37V34H36V32L35 31H33L34 33H35V35L34 34H32L30 31L35 27ZM86 26V25H85ZM188 26H189V28H188ZM222 26V25H221ZM8 27H12L11 29L13 30H10V31H8ZM84 27V26H83ZM157 27V30H160V28L164 31V32H166V35L164 36V35H162V37L160 38V33L158 32L157 33V30L155 29ZM174 27L176 28H178L177 30H178V33H180V35H178L177 36V34H173V33H177V32H175L174 31ZM211 27V26H210ZM216 27V26H215ZM235 27V26H234ZM233 27V29H235ZM246 27V26H245ZM9 28V29H10ZM16 28V27H15ZM81 28H82V26H81ZM96 28V27H95ZM114 28V27H113ZM222 29H219L220 30V32L222 31V33H224V32H227V30L229 29L228 27H225L224 25L221 27ZM257 29V31H254L255 33L254 34H252L253 32H251V31H253L254 29ZM2 29H3V31H2ZM5 29V30H4ZM6 29H7V31H8V33L6 32V34H4V35H2V32H4V31H6ZM63 29V28H62ZM83 29V28H82ZM92 29V28H91ZM94 29V28H93ZM208 29H210V30H208ZM232 28H231V30L233 31V33H234V31H235V33L234 34H236V35H240V39H241V37H242V35H243V33H241V31H243V30H239V32H237V29H235V30H233ZM239 29V28H238ZM255 29V30H256ZM60 30V29H59ZM124 30V32H122ZM156 30V31H155ZM248 30V31H247ZM13 33H12V32ZM83 31L86 33V31H88V28H85L84 27V29H83ZM201 31H206L204 34H203V32H201ZM215 31V30H214ZM230 31V30H229ZM247 31V32H246ZM83 32V33H84ZM162 32V31H161ZM164 32L163 33H161V34H164ZM246 32V33H245ZM182 33L184 34V35H186V38L185 39H182ZM197 33L201 36V34H202V36H204L202 39H199V38H195L196 36H199V35H197ZM201 33V34H200ZM212 33V34H211ZM229 33H232V32H229ZM232 33V34H233ZM238 33V34H237ZM242 35H241V34ZM12 34V35H11ZM21 34V33H20ZM87 34H88V32H87ZM23 35V34H22ZM59 35V34H58ZM147 35V37L145 38V36ZM151 36V42L153 43L152 45L151 44H149V42H150V40H149V38H148V36ZM172 35H174V36H176L177 37V39L179 38V37H181V38H179V40L180 39H182V40H184V41H181L180 43H177L176 42V40H175V38H174V40L175 41H172ZM182 35V36H181ZM187 35H189V38H187L188 36ZM194 36V37H192L191 38V36ZM211 35H213L214 37H215V39H213V40H211V38H213V36L211 37ZM228 35V34H227ZM238 35V36H239ZM263 35V36H262ZM88 36V35H87ZM235 36V35H234ZM233 36V38H235L236 39V37H234ZM237 36V37H238ZM255 36H257V37H260V40L258 41L259 42V46L261 47V49H259L258 48V51H260V52H257L254 48L255 47H257V43H256V45H253L255 42H256V39L257 38H255ZM43 37H44V39L45 38H48L49 40H46L45 39V41L48 43V45L44 42V39H43ZM52 38V40L53 41H51L50 40V38ZM99 37V36H98ZM98 37H95V39L96 38H98ZM231 37V36H230ZM263 39H262V38ZM148 38V39H147ZM228 38V37H227ZM239 38H237V39H239ZM125 39H127L125 42H122V43H120L121 45L122 44H126L127 46L125 47V46H119L120 44H119V41L120 40H125ZM186 39H189V40H187L186 41ZM240 39H239V42H241L240 41ZM244 39V38H243ZM253 39H255V40H253ZM71 40L73 41V42H75V44H72V42H71ZM100 40H97L99 43H100ZM232 40V39H231ZM247 40V39H246ZM245 40V41H246ZM247 40V41H248ZM258 40V39H257ZM262 40V41H261ZM38 41L39 42H41V45L42 44H44L43 46H49V48H46V49H44L42 52H35L34 53V51L36 50H33V47H34V43L35 42H37L38 43ZM85 41H87L86 39H85ZM84 41V42H85ZM170 41H171V43L173 42V45L174 46H176L175 47V50H179V51H181V54H180V52H178V50H177V52L174 50L173 52H172V48L174 47H172L170 44ZM210 41V42H209ZM212 41V42H211ZM233 41V40H232ZM236 42H238L237 40H235ZM261 41V42H260ZM11 42H16L15 44L16 45H24V46H26V48L28 49L27 50V52H25L26 54L28 53V51H29V53L28 54H30V56L27 54L25 57L27 58V59H24V57H23V59L21 58V59H18L19 60V63H17V59H16V56H15V53L16 52H18V51H22V47L20 46V47H17V48H14L13 50L11 49V50H8V49H6V47H4V45L5 44H9V43H11ZM21 42H22V44H21ZM44 42V43H43ZM53 42V43H52ZM96 42V43H95ZM50 43V44H49ZM62 43V44H63ZM166 44V47H165V45H164V47L163 48H159V47H162V44ZM170 43V44H169ZM226 44H227V42H225ZM242 43H244V41H242L241 42V44ZM262 45H261V44ZM14 44V45H15ZM85 43H83V45H84ZM206 46V47H204V45ZM252 46H251V45ZM15 45V46H16ZM39 45H40V43H39ZM38 45V46H39ZM99 45H101V43L99 44ZM148 45H149V47L150 46H154L155 45V49H156V47H157V49H156V51L155 50H151V52H155L156 54H158V58L157 59H159V60H157V59H155L154 57V59L158 62V61H161L160 62V66H162L163 65V67H162V69L164 70V72H163V70H162V74L161 73H159V75H161V76H159L158 75V71H157V73L155 72V74H154V76H153V78L155 77V79H156V81L158 82V80H159V78H161L162 79V84H163V82L164 81H167V80H170V81H168V82H164V84H166V85H162V87H164V88H162L161 86V88L162 89H165L166 88V86L168 87L167 88V90H168V92H166V93H169V90H170V93L171 92H173V89H175L174 91L176 92H173L174 94H173V96H177V97H175V98H177V100H175L176 101V103L178 104V105H176V106H174L173 105V108H172V106H171V108L173 109V110H175L174 111V113L173 112H171V113H173V115H172V117H168L169 115L171 116V113L169 114V115H167V116H164L165 114V112L163 113V115H161L162 116V118L161 117H159L160 116V114H159V112L161 111V109L163 108H161V109H159L158 108V106H157V108H156V103H155V101H156V99H154L155 98V96H151V98H148V96L149 95H145L146 96V101L144 100V93H145V91L146 90H149V89H146L145 91H144V89H143V87H144V85H147L146 84V80L148 81L149 79H147V77H149L150 75H152L153 73H154V71H152V69L154 68V64H153V62L155 61L154 59V61L152 62V58L151 57H148L149 56V53L150 52H148L147 50H146V48L148 47ZM157 45V46H156ZM239 45H240V43H239ZM147 46V47H146ZM172 48H171V47ZM195 46H197V48L195 49ZM199 46V47H198ZM208 46V47H209ZM216 46V45H215ZM222 46V45H221ZM245 46V45H244ZM39 47H41V46H39ZM85 47V46H84ZM146 47V48H145ZM152 47H150V48H152ZM207 47V48H208ZM228 47V48H227ZM154 48V47H153ZM171 48V49H170ZM219 48V47H218ZM233 48H235V49H233ZM43 49V48H42ZM198 49V51L196 52V50ZM216 49H217V47H216ZM251 49V51L254 53V51L255 52H257V53H255V54H252V52H250V51H248V50H250ZM59 51V53L60 52H63V54H64V56H61V55H59L58 53H55V54H53L54 52H56V51ZM186 50H189V54H188V60H190L191 58L190 57H192L193 58V62L192 61H188L189 63H187V66L186 67H184L183 66V64L181 65V62L182 61H179L178 59H177V57L179 58V57H181V60H182V57H183V59H185L184 57H185V53H187L186 52ZM214 50V49H213ZM219 50V52H220V50L221 49H218ZM231 50V51H230ZM236 50V51H235ZM39 51H40V49H39ZM52 51H54L53 53H51ZM103 51H101V52H103ZM101 52H98L99 54H101ZM176 52V53H175ZM203 52H204V54H203ZM217 52V51H216ZM217 53V54H219L220 55V53H222V51L220 52V53ZM229 52V53H228ZM97 53V54H98ZM208 53V52H207ZM211 53V52H210ZM236 53V54H235ZM49 54H53V57H54V60H52L49 64H48V66L45 68H41V69H37V70H33L32 69V67L30 68V71L28 72V73H30L29 75H28V73H27V75H25V72H27L28 70H29V67H30V65H32V64H34L35 62H38V61H40L41 59H44V58H48V57H50L49 56ZM98 54V55H99ZM231 54V55H232ZM235 54V55H234ZM151 55H152V53H151ZM182 55V56H181ZM203 55V56H202ZM29 56V57H28ZM123 56H125V57H127V59L130 61V63H129V61L128 60H126V62L127 63H129V64H131L133 67L132 68H130V66H126V68L128 67V68H130V70L131 69H133L132 71V74L130 75V73H128V68L127 69H125V65H126V62L124 61L125 59H122L124 62H122L121 61V57L123 58ZM166 56H167V58H166ZM168 56L170 57L169 59H168ZM124 57V58H125ZM210 57V56H209ZM218 57V56H217ZM224 56H222V58H223ZM9 58H13V60H14V62H15V65H13L14 64V62H13V64L11 63V65L12 66H10L9 64H8V59ZM69 58V57H68ZM141 58L143 59V61L141 60ZM219 58V57H218ZM49 60H51L50 58H48ZM217 59V58H216ZM225 59V58H224ZM226 59H225V62H227V61H229V59L226 61ZM21 60H23V62L20 64V61ZM135 60V61H134ZM137 60V61H136ZM139 60V61H138ZM141 60V61H140ZM206 60V59H205ZM238 60V61H237ZM240 60V61H239ZM242 60V61H241ZM62 61H64L66 64H65V66L63 65H61V62ZM71 61V60H70ZM134 61V62H133ZM155 61V62H156ZM86 62H88L89 63V65H87L86 66ZM140 62V63H139ZM142 62H144L143 64H141ZM180 63V66H182L183 68H185L184 70H182V67H180V68H178L177 66L179 65V63ZM185 62V61H184ZM207 62V61H206ZM205 62V63H206ZM216 62V61H215ZM218 62V61H217ZM224 62V61H223ZM240 62V63H239ZM201 63V62H200ZM221 63V62H220ZM129 64H127V65H129ZM176 64H178V65H176ZM189 64V65H188ZM203 63H201L199 66H201ZM216 64V63H215ZM228 64V62L226 63V65ZM176 65V66H175ZM217 66H218V64H216ZM222 65H224V64H222ZM225 65V66H226ZM68 66V67H67ZM171 66H174V67H176V68H178V69H180L181 71H180V76H179V74H178V72L179 71H175V69L176 68H174V73H172L173 71V69L171 70V67L169 68V67ZM210 66V65H209ZM213 66V65H212ZM36 67V66H35ZM35 67H33V68H35ZM38 67V66H37ZM36 67V68H37ZM60 67H67V72H68V74L67 73H64V79L61 77V76H59L60 74L58 73V69L60 68ZM104 67H106V68H108V70H110V72L109 73H120V76L122 75V77H120L121 79H119V80H122V78L126 75H128L129 74V78L127 77V78H125L124 77V83L121 81V82H116L115 83V85H113L111 82H110V84H111V87L114 89L116 86L118 87V88H122V89H124V91L127 93V94H125L126 95V99L125 100H118V103H116V104H114V102H113V100H112V102H110V99H109V97H110V94L113 92V91H111L110 89H111V87L110 86H108L107 84H109V83H104L105 85L103 86V91L102 92H99V90H98V81L101 79L102 80V78H101V76L99 75V76H96L97 74H99V72H101V71H99L97 74H94L95 73V71L96 70H102L103 71V69H104ZM158 67V66H157ZM157 67H155V70H156V68ZM189 67V68H190ZM211 67V66H210ZM209 67V68H210ZM219 67V66H218ZM227 67V66H226ZM74 68V70H75V72L77 71V73H75L74 74V72H73V74L71 73V70ZM159 68V67H158ZM168 68H169V70H168ZM202 68V67H201ZM212 68V67H211ZM216 68V67H215ZM229 68V69H230ZM5 69V70H4ZM32 69V70H31ZM177 69V70H178ZM223 69H224V67H223ZM226 69V68H225ZM236 69H239V70H236ZM243 69V70H242ZM216 70V69H215ZM214 70V71H215ZM227 70H228V68H227ZM227 70H225L226 72H227ZM237 71V73L238 72H240L239 74H237V76H235L234 74H235V71ZM242 70V71H241ZM106 71V70H105ZM187 71V72H188ZM197 71V70H196ZM104 72V71H103ZM127 72V73H126ZM130 72V71H129ZM167 72V73H166ZM170 72H171V74L172 75H177L178 74V77L180 78H178L177 76L175 77V79H173L174 77L172 76V75H170ZM187 72H184V73H187ZM188 72V73H189ZM207 72V71H206ZM212 72V71H211ZM228 72H227V74H228ZM233 72H234V74H233ZM242 72V73H241ZM0 73H1V71H0ZM51 73H55L56 75H58L59 76V78L57 79V77H56V79L54 78V75L51 77ZM200 73V72H199ZM210 73V72H209ZM244 73V76L242 75ZM68 75V77H66L65 75ZM168 74V77H167V79H163V78H166V75ZM48 75H50V79L49 80H52L53 82H54V85L49 81V82H47V79L46 80H44ZM111 75V74H110ZM147 75V77H145ZM158 75V76H157ZM163 75H165V77L163 76ZM183 77H182V76ZM207 75V74H206ZM209 75V74H208ZM211 75V74H210ZM234 75V76H233ZM27 76V77H26ZM157 76V77H156ZM169 76H172L173 78H169ZM222 76V75H221ZM83 78L84 79V77H90L89 79H85L86 81H85V83H84V85H83V83L81 84V82H76V79L77 78ZM159 77V78H158ZM181 77H182V79H181ZM214 77V76H213ZM216 77V76H215ZM236 77V78H235ZM244 77V78H243ZM11 79L12 80V82H11V84H9V86L8 85H6V84H4V79ZM44 78V79H43ZM51 78H53V79H51ZM60 78H62V79H60ZM80 78V79H81ZM146 78V79H145ZM169 78V79H168ZM176 78L178 79V80H176ZM197 78H199V77H197ZM201 78V77H200ZM203 78V77H202ZM201 78V79H202ZM208 78V77H207ZM234 78V79H233ZM239 78V77H238ZM41 79H43L44 80V82H43V84H40V83H42L41 82ZM80 79H78V80H80ZM83 79H81L80 81H82ZM108 79V78H107ZM196 79V78H195ZM199 80V82L201 83V84H197V85H195V84H193V86H192V83L189 85V84H187V83H185V81H187V79L185 78V81L183 82V83H185L187 86H184L183 87V89H185V90H187V92H185V93H188V94H191L189 91L190 90H194L195 88H197L198 90H201L200 88H198V87H196V86H200V85H202L203 84V82H202V80L204 79H202V80ZM210 79H212V77H210ZM229 79V78H228ZM233 79V80H232ZM104 80L106 81V78H104ZM164 80V81H163ZM172 80H176V81H173L174 83H176V84H173L171 81ZM205 80V79H204ZM215 80H217V79H215ZM222 80V79H221ZM84 81V80H83ZM104 81V82H105ZM108 81V80H107ZM155 81V80H154ZM161 81V80H160ZM195 81H197V83L195 82ZM218 81V80H217ZM10 82V81H9ZM45 82L47 83V84H45ZM145 82V83H144ZM149 83H150V80L148 81ZM206 81H204V83H205ZM220 82V81H219ZM224 82V81H223ZM222 82V83H223ZM49 83H51V84H49ZM156 82H154V84H155ZM160 83V84H161ZM167 83H169V84H171V85H169V84H167ZM238 83V82H237ZM109 84V85H110ZM132 84H137L138 86H136L135 87V85H132ZM157 84H159V82L158 83H156L155 84V86H157V88H159L158 87V85ZM206 84V83H205ZM204 84V85H205ZM207 84H208V82H207ZM11 85V86H10ZM46 85L48 86V87H46ZM72 85V86H71ZM173 85V86H172ZM190 87H189V86ZM203 85V86H204ZM221 84L219 83V86H220ZM227 85V84H226ZM44 86H45V88H46V91H45V89H44ZM50 86V87H49ZM53 86V87H52ZM133 87V91H132V87ZM142 86V87H141ZM172 86V87H171ZM214 86V85H213ZM223 86V85H222ZM41 87V88H40ZM52 87V88H51ZM130 87V91L129 90H127L128 88ZM146 87V86H145ZM144 87V88H145ZM187 87H189L188 89H187ZM191 87H193L194 89H191ZM229 87H231V86H229ZM49 88V90L50 91H53L54 92V90H60L61 91V93H58V94H60V95H55V98L53 99L52 97V95H50V93H48L49 92V90H47ZM51 88V89H50ZM78 88V89H77ZM142 88V89H141ZM147 88H150V91H148V93H147V91H146V93L147 94H152L153 92H152V90H151V87L150 86H148ZM154 88H156V87H154ZM169 88H172V90L171 89H169ZM204 88H206V89H208V87H204ZM209 88H210V85H209ZM225 88H226V86H225ZM232 88V87H231ZM14 89V90H13ZM115 89H117V88H115ZM213 89V88H212ZM211 89V90H212ZM238 89V88H237ZM243 89V88H242ZM263 89V90H262ZM8 90V91H7ZM13 90V91H12ZM64 90V89H63ZM79 90V91H78ZM140 90H143V91H141L140 92ZM179 90L180 91V93H177V91ZM184 90V91H185ZM204 90V89H203ZM219 91H220V93L222 92L220 89H218ZM39 91V92H38ZM41 91V92H40ZM43 91V92H42ZM123 91V92H124ZM160 91V90H159ZM162 91V90H161ZM163 91H165V90H163ZM162 91V92H163ZM191 91V92H192ZM205 91V93H203ZM203 92H202V90H201V93L206 97H210V99L212 98V95H213V98L211 99V101H213L214 99L216 100V102H212L211 104L208 102V99L207 98H204V96L202 95H200V93H198V95L200 96V98L201 99H205L207 102H208V105L210 104L211 105V107L214 109V107L216 106L215 105V103L216 104H218L219 103V109H220V111H222V110H227L228 111V109L226 108L227 107V103L225 102V101H227L228 100V98H229V96H227L228 98H225V100H224V96L222 97V96H220V98H222V99H220L219 98V96H218V94H216V93H218V92H216V93H213V91H212V94H210V95H208V91H209V89H208V91L207 90H204ZM224 91V90H223ZM262 91V92H261ZM9 92H8V94H9ZM70 92V91H69ZM1 93H3V94H1ZM41 93V94H40ZM145 93V94H146ZM169 93V94H170ZM193 93L194 92H192V94H191V96H193L194 97V95H193ZM210 93V92H209ZM227 93V92H226ZM7 94V93H6ZM7 94V95H8ZM32 94L33 95H35V96H32ZM40 94V95H39ZM46 94H49L50 95V97H51V99H49L48 98V100L47 101H49V102H47L45 99L47 98L46 96ZM66 94V93H65ZM64 94V95H65ZM87 94H88V92H87ZM122 94V93H121ZM158 94V93H157ZM165 94V93H164ZM169 94H167V97H170V98H172L173 96L172 95H169ZM172 94V93H171ZM260 95V97H259V95ZM10 95V94H9ZM48 95V96H49ZM73 95V96H72ZM153 95V94H152ZM166 95V94H165ZM169 95V96H168ZM196 96H197V94H195ZM215 95H216V97H215ZM220 95H222V94H220ZM225 95V94H224ZM228 95V94H227ZM38 96V97H37ZM149 96V97H150ZM157 96V95H156ZM234 96H236L235 98H234ZM244 96V97H245ZM8 98H7V102H5L6 100L5 99H3V100H0V102L2 101V102H4V103H2V104H4L5 105V107L6 106H10V103H11V99H12V102L14 101L13 100V96L11 97V96H7ZM11 97V98H10ZM35 97V98H34ZM37 97V98H36ZM45 97V98H44ZM65 96H63L62 97V99L61 100H67V103H65L66 102V100L65 101H61V102H63V104L65 103V105L64 106H68L67 104H69L68 103V99L67 98H64ZM84 97V98H83ZM160 97L161 96H157L156 98H157V100L159 101L160 100ZM188 97H190V96H188ZM192 97V98H193ZM261 98L259 101H256L254 98ZM1 99H2V97H0ZM10 98V99H9ZM30 98H28V101L27 102H29V103H31L30 101ZM196 98V97H195ZM217 98H219V100L222 102L223 101V104L225 103L226 105H224V106H226V107H224L223 105H221L222 103H220L219 102V100L217 99ZM8 99H9V101H8ZM118 99V98H117ZM116 99V100H117ZM150 99V100H149ZM209 99V100H210ZM5 100V101H4ZM17 100V101H18ZM30 100V101H29ZM115 100V99H114ZM183 100V99H182ZM185 100V99H184ZM184 100H183V102H184ZM187 100H189L190 101V99L188 98ZM197 99H195L194 101H196ZM214 100V101H215ZM245 99H243L242 101H244ZM16 101V102H17ZM24 101V100H23ZM148 101L149 102H151V105L148 103ZM157 101V103H159ZM161 101V100H160ZM174 101V100H173ZM175 101L174 102H172L171 101V99H169V101L168 102H166V106H164V107H166L165 108V110L166 109H168V108H170L169 106L170 105H172V103L174 104L175 103ZM188 101V102H189ZM193 101V102H194ZM205 101V103L203 104L202 102H201V106H204L205 107V104L207 103ZM229 101V103L231 104L232 102H230ZM253 101V102H254ZM58 102H59V100H58ZM61 102H59L58 104H60ZM139 102H141L140 103V105H138L139 104ZM148 103L150 106L148 107V105H145L146 103ZM171 102V103H170ZM180 102H182V101H180ZM197 102V101H196ZM252 103V105L250 104V106H247L248 105V103ZM5 103H8L9 105H7V104H5ZM14 103V102H13ZM23 103V102H22ZM55 103V102H54ZM75 103V102H74ZM163 103V102H162ZM175 103V104H176ZM191 103H192V101H191ZM190 103V104H191ZM1 104V103H0ZM18 104V103H17ZM58 104H57V106H58ZM160 104H161V102H160ZM159 104V105H160ZM168 104H170V105H168ZM185 104V103H184ZM183 104V105H184ZM189 104V105H190ZM194 104H195V102H194ZM194 104H191V105H194ZM21 105V104H20ZM52 105H53V102H52ZM162 105V104H161ZM181 105V104H180ZM190 105V106H191ZM199 105V104H198ZM208 105H206V110H205V112L206 111H208V109L207 108H209L210 109V111H212V115H213V117H212V115H211V117L212 118H215L216 116H219V115H217V111L219 110L218 108H216V110H213L212 108H210V105H209V107H208ZM213 105H215V106H213ZM258 105H260V106H258ZM54 106L56 107V105L54 104ZM54 106H51V107H54ZM61 105H59V107H60ZM63 106V108L64 109H66L67 110V108H71V109H69L71 112H72V110H74L73 108H72V106H68V107H64ZM95 106L96 107H98L99 108V110L97 109V108H95ZM190 106H188L187 105V107H190ZM196 106V105H195ZM218 106V105H217ZM216 106V107H217ZM232 107L233 105L231 104V105H229L228 107ZM1 107H3V106H0V108ZM22 107V106H21ZM34 107V108H33ZM54 107V108H55ZM59 107H56V108H59ZM62 107V106H61ZM93 108V109H90V108ZM160 107V106H159ZM192 107V106H191ZM197 107V106H196ZM246 107H248V109L246 108ZM12 108V107H11ZM15 108V107H14ZM81 108V109H82ZM114 108H119L118 110L117 109H114ZM135 108V109H136ZM174 108H178V110H176V109H174ZM203 108V107H202ZM224 108V109H223ZM8 110L10 109V108H7ZM16 109V108H15ZM14 109V110H15ZM153 109V110H154ZM164 109V108H163ZM185 109V108H184ZM194 109V108H193ZM218 109V110H217ZM222 109V110H221ZM230 109V111H233V112H235L232 108H229ZM235 109V108H234ZM5 110V109H4ZM50 110H52V108L50 109ZM59 110V109H58ZM58 110L56 111V112H58ZM68 110V111H69ZM138 110V109H137ZM140 110V109H139ZM138 110V111H139ZM192 110V108L190 109V111ZM201 110H204V108L203 109H200V110H198V111H201ZM236 110V109H235ZM239 110V111H240ZM260 112H259V111ZM3 111V110H2ZM1 111V112H2ZM97 111V112H96ZM163 111V110H162ZM170 111V110H169ZM172 111V110H171ZM186 111H187V109H186ZM189 111V110H188ZM190 111H189V113H190ZM193 111V110H192ZM195 111V110H194ZM215 111V113L214 114H216V116H214V114H213V112ZM219 111V112H220ZM259 112L260 114H261V116H260V114H258V115H256V113L257 112ZM9 112V111H8ZM7 112V114H11V112H12V110H10V113H8ZM13 112V113H14ZM45 112V111H44ZM66 112V111H65ZM75 112L77 113V111H76V109H75ZM87 112V113H88ZM96 112V113H95ZM126 112V111H125ZM177 112H179V113H177ZM205 112H204V116H206L205 115ZM226 112V111H225ZM233 112L232 113H229V111H228V113H229V115H228V113H226V116L228 115V117L229 116H231V117H235V116H237L235 113H237V114H239V112L237 111V112H235L234 114L235 115H233ZM255 112V113H254ZM12 113V114H13ZM14 113V114H15ZM46 113V112H45ZM44 113V114H45ZM47 113H48V111H47ZM50 113V112H49ZM59 113V112H58ZM61 113V112H60ZM59 113V114H60ZM69 113V112H68ZM76 113H75V117L78 115H76ZM78 113H80V111L78 112ZM119 113V114H118ZM148 113V114H147ZM183 115H182V114ZM195 113H197V112H195ZM194 113V114H195ZM207 113V112H206ZM208 113L209 114H211V112H209L208 111ZM253 113V114H252ZM7 114H5V115H7ZM39 114H42V113H39ZM59 114H56V115H59ZM72 114V113H71ZM74 114V113H73ZM83 114V113H82ZM168 114V113H167ZM179 116H178V115ZM191 114H193L192 112H191ZM191 114H189V115H191ZM193 114V115H194ZM220 114V113H219ZM224 115H225V113H223ZM223 114H222V112H221V115L223 116ZM231 114V115H230ZM255 114V115H254ZM5 115L3 116V114H2V117H1V115H0V117L1 118H3V120H7V119H5L6 117H5ZM16 115V114H15ZM15 115H14V117H15ZM55 114H54V116L55 117H60V116H56ZM63 115H64V113H63ZM84 115V114H83ZM82 115V116H83ZM152 115V116H151ZM154 115V116H153ZM155 115H157L158 116V118L155 116ZM175 115H177V116H175ZM253 116L254 115V119L252 118V120L250 119V117L251 116ZM10 115H7V118H9V120H7V121H3V120H1L0 121V135L2 134V132H3V134H5V135H8V136H6V138L5 137H3V138H5V141L9 144V142H14V140L17 142V140L16 139H18V141H19V145H20V143H24V141H23V139H22V137H24V136H32L31 135V133H36V129H38L39 130V127L38 126H34V124H33V126L31 127V128H29V127H26V126H23V122L22 121H25L26 119H23L22 121L20 120V117L17 115L16 117L17 118H14V117H12V118H10L9 117ZM80 115H78V117H79ZM99 116V118H102L103 116H101L100 117ZM148 116V117H147ZM151 116V117H150ZM196 116H198L197 118H196ZM196 116L194 115L193 117H195V119L197 120H199L200 119V121H201V118H199V116L200 117H204V116H202V115H200V113L197 115L196 114ZM222 116H220L221 118H222ZM225 116V118L227 119V117ZM239 117H241L240 115H238ZM244 116V117H245ZM36 116L34 115V118H35ZM73 117V116H72ZM77 117V119H78V122H81L82 120H80L79 121V118ZM150 117V118H149ZM156 117V118H155ZM164 117H167V118H165L164 119ZM192 117V124H196L198 121H196V122H194V118ZM207 117V116H206ZM208 117H210V116H208ZM220 117H219V121H218V125L217 126H219V128H220V126H222L221 128H223V125H227V122L226 121H224V120H226L225 118H222L223 119V121H222V119H220ZM224 117V116H223ZM238 117V118H239ZM259 117H258V120H259ZM19 118V120H17ZM33 118V119H34ZM62 118H65V117H63L62 116ZM84 118V117H83ZM98 118V119H99ZM154 118V119H153ZM187 118V117H186ZM238 118H234L235 119V122H237L236 120L238 119ZM12 119H15V120H12ZM36 119V118H35ZM34 119V120H35ZM96 119V118H95ZM97 119V120H98ZM103 119V120H102ZM102 119H99L100 121L102 120V121H104L105 122V120L104 119H106L107 121L109 120L110 121V118H107V117H103ZM111 119V120H112ZM119 119V121H121ZM134 119V118H133ZM142 119H145V121L144 120H142ZM156 119V120H155ZM158 119V120H157ZM204 119V118H203ZM202 119V120H203ZM10 120H12L13 121V123H15L16 121V123L17 124H15L16 125V127H17V125H18V127H19V125H21L22 126V128H23V130H22V128L20 127L19 128V130L20 131H17V130H15V129H12L11 130V128H12V126L10 125V124H12L11 122H10ZM28 120V119H27ZM50 121H51V123L53 122V118L51 117L50 119H49ZM178 120H180V118L178 119ZM182 120H181V122H182ZM191 119H189V121H190ZM220 120H221V122H220ZM260 120H259V123H260ZM262 120V121H263ZM3 121V122H2ZM15 121V122H14ZM18 121H20L21 122V124H18ZM89 121H92V120H89ZM101 121V122H102ZM118 121V122H119ZM198 122L199 123V125L200 124H204V125H201V129H198L199 127L198 126H195V127H192L191 128V126L190 125H185V127H184V129H189V134H192L193 136H195V138L196 137H198V136H202V135H200V133L201 132H204V130L205 129H207V125H206V123L205 122H207V124H209L210 122L208 121V119H206V121L204 120V121H202V122H204V123H201V122ZM231 121H233V120H231ZM240 121L241 122H243L241 119H240ZM240 121H238L239 123H241ZM254 121V122H253ZM262 121H261V123H262ZM19 122V123H20ZM65 122H67L66 120H65ZM64 122V123H65ZM75 122L76 121H74V125H75ZM85 122V121H84ZM94 122V121H93ZM99 122V121H98ZM100 122V123H101ZM104 122H102V125H103V123ZM116 122H117V120H116ZM117 122V123H118ZM135 122H136V119H135ZM145 122L147 123L146 125H145ZM173 122V121H172ZM188 122V121H187ZM186 122V123H187ZM209 122V123H208ZM217 122V121H216ZM216 122H213L214 124L216 123ZM220 122V123H219ZM235 122L233 123V124H235ZM27 123V122H26ZM43 123H46L45 122V118H44V122ZM72 123H73V121H72ZM71 123V124H72ZM99 123V124H100ZM107 123V122H106ZM105 123V124H106ZM108 123H110V122H108ZM119 123H121V124H123V122L121 121V122H119ZM175 123V122H174ZM177 123H180V121H178ZM184 123V122H183ZM186 123H184V124H186ZM188 123H191V121L190 122H188ZM187 123V124H188ZM197 123V124H198ZM239 123H237L236 125H238ZM258 123V124H259ZM10 125L11 126V128H10V130L11 131H8V126L7 125ZM47 125L49 124V125H51L50 126V129L51 130H53L54 128H56L57 127V125H56V127L55 126H52L53 125V123L52 124H50V122H48V123H46ZM55 124H56V122H55ZM66 125H67V123H65ZM70 124V123H69ZM78 124V123H77ZM89 124V123H88ZM95 124H97V122L95 121ZM125 124V123H124ZM123 124V125H124ZM182 124V123H181ZM220 124H223V125H220ZM243 123H241V125L240 126H243L242 125ZM252 124V125H251ZM257 124V123H256ZM262 124H264V123H262ZM14 125V126H15ZM25 125V124H24ZM27 125V124H26ZM45 126V124H44V126L45 127H48L49 128V125L48 126ZM81 125H84V124H82L81 123ZM92 125V124H91ZM94 125V124H93ZM92 125V126H93ZM107 126H108V124H106ZM122 125V126H123ZM175 125V124H174ZM261 125V124H260ZM63 126H64V124H63ZM92 126H91V132H89V136H90V138L89 139H87L88 141L89 140H91V138H92V143L94 142L95 143V148L96 149H99V146H101L102 147V145H104V143L106 144L107 143V140L109 141L108 143H113V145L114 144H117V146L118 145H120L121 146V144L124 142V140H121L120 139V137H119V134H120V132H121V130H120V128H119V126L117 125V124H114L112 127H105L104 125H103V127H102V129L100 130L101 132H103L102 130H104V133H103V135H104V137H103V139H102V142L96 137L97 135H99L101 132L99 131V126L100 125H98L97 124V126L95 125V127L93 126V128H92ZM126 125H124L123 127H125ZM148 126H150V127H148ZM156 126V125H155ZM158 126V125H157ZM183 126V125H182ZM262 127H264V125H261ZM16 127H14V128H16ZM17 127V128H18ZM59 127V126H58ZM57 127V128H58ZM64 127H66V126H64ZM81 127V126H80ZM89 127V126H88ZM170 127H172V126H170ZM176 127V126H175ZM198 127V128H197ZM203 127V128H202ZM211 127V126H210ZM234 127V126H233ZM236 127V126H235ZM243 127H245V126H243ZM242 127V128H243ZM25 128V129H24ZM44 128V127H43ZM60 128V127H59ZM79 128V127H78ZM126 129L128 128L129 129V131H132V130H130V128L129 127H125ZM154 128V127H153ZM162 128V127H161ZM161 128H159V131L161 130ZM179 128V127H178ZM177 128V129H178ZM218 128V129H219ZM229 129H231L232 127H228ZM240 128V127H239ZM241 128V129H242ZM50 129H48V130H50ZM97 129V130H96ZM146 129H147V133L145 132L146 131ZM163 129V130H164ZM210 129V128H209ZM233 129V128H232ZM235 129V128H234ZM258 129V128H257ZM256 129V132H259V130H261V129H258L257 130ZM96 130V131H95ZM162 130V131H163ZM172 130V129H171ZM221 130H223V129H221ZM240 130V129H239ZM253 130V131H252ZM262 130L264 131V129L262 128ZM54 131V130H53ZM80 131V130H79ZM83 131H84V129H83ZM89 131V130H88ZM177 131V130H176ZM179 131V130H178ZM220 131V130H219ZM225 131H227L228 132V130H227V128H226V130ZM11 132V134L9 135V133ZM40 132V131H39ZM56 132V131H55ZM59 132V131H58ZM57 132V133H58ZM100 132V133H99ZM163 132H165V131H163ZM172 132V131H171ZM217 132V131H216ZM230 132L232 133V130H230ZM229 132V133H230ZM74 133H77V134H75L76 136L74 137V140L75 141H77L78 140V138H76L77 137V135H78V133H80L81 134V132H74ZM93 133H95V134H93ZM146 133V134H145ZM188 133V132H187ZM186 133V134H187ZM228 133V134H229ZM260 133H262V131L260 132ZM260 133H257L258 135H260ZM264 133V132H263ZM161 134V133H160ZM163 134V133H162ZM217 134V133H216ZM215 134V135H216ZM233 134V133H232ZM240 134H242L241 132H240ZM38 135V134H37ZM41 135V134H40ZM40 135H39V139L40 140H42L41 139V137H40ZM87 135V134H86ZM122 135V134H121ZM149 136V137H147V136ZM164 135V134H163ZM245 135H241V137H242V139H243V136L245 137ZM42 136V135H41ZM53 136H55V135H53ZM101 136H102V133H101ZM165 137H167V134L166 135H164ZM218 136H219V138L217 137V136H214L215 138L217 137L218 139H220V134L218 133ZM240 136V135H239ZM249 136V135H248ZM261 137H262V135H260ZM264 136V135H263ZM1 137V136H0ZM33 137H35L34 135H33ZM50 137V136H49ZM110 137H112V141L110 140ZM122 137H124L123 135L121 136V138ZM146 137V138H145ZM183 137V136H182ZM234 137V136H233ZM255 137H257V136H255ZM254 137V138H255ZM16 138V139H15ZM38 137H36V142L37 141H39L40 142V140L39 139H37ZM45 138V137H44ZM48 138V137H47ZM97 138V139H96ZM125 138V137H124ZM127 138V137H126ZM126 138H125V140H126ZM155 138V137H154ZM157 138V137H156ZM156 138H155V141H156ZM186 138H187V136H186ZM190 138V137H189ZM193 138V137H192ZM200 138V137H199ZM205 138H207V137H205ZM210 137H208V139H209ZM235 138V137H234ZM247 138V137H246ZM249 138H250V136H249ZM254 138H251V140H253V142L252 143H254V141H256L257 139V141L259 142V141H263L264 139V137L263 138H261V139H259V138H257L256 140L254 139ZM34 139V138H33ZM33 139H31V140H33ZM104 139H105V141L106 142H104ZM122 141V143H120V144H118L119 142H121L120 140ZM123 139V138H122ZM188 139V138H187ZM187 139H186V141H187ZM214 139V138H213ZM245 139V138H244ZM0 140H2V138L0 139ZM23 141V142H20V141ZM87 140H86V142H87ZM127 140H129V139H127ZM192 140H195V139H192ZM205 140V139H204ZM215 140V139H214ZM217 140V139H216ZM5 141H1L0 142V150L2 151V149L4 148V146H5ZM98 141V142H97ZM174 141H175V139H174ZM197 141V140H196ZM218 141V140H217ZM244 141H246V139L244 140ZM249 141V140H248ZM256 141V142H257ZM16 142H14L15 144H13V145H15L14 147L16 148V146L17 147H19V148H21L20 146H22V148H23V145H20V146H18V145H16ZM72 142V141H71ZM99 142H101V144L102 145H100V143ZM128 142V141H127ZM126 142V143H127ZM136 142H138V143H136ZM144 144L143 145V147L146 145V147L144 148V149H142L143 147H140L141 146V144L142 143ZM182 142H183V140H182ZM188 142V141H187ZM200 142V141H199ZM18 143V142H17ZM26 143V142H25ZM41 143V142H40ZM79 143V142H78ZM78 143H76L75 142V144H78ZM83 143V142H82ZM93 143V144H94ZM99 144V146H97L98 144ZM107 143V144H108ZM125 143V142H124ZM123 143V144H124ZM125 143V144H126ZM141 143V144H140ZM165 143V142H164ZM184 143V142H183ZM191 143V142H190ZM201 143V142H200ZM204 143H206L205 141H204ZM251 143V142H250ZM263 143H264V141H263ZM29 144V143H28ZM32 144H33V142H32ZM36 143L34 142V145H30V146H33V148H34V152L37 150V148L38 147H36V145H35ZM38 144V143H37ZM42 144V143H41ZM72 144V143H71ZM80 144V143H79ZM122 144V145H123ZM124 144V145H125ZM151 144V143H150ZM186 144V143H185ZM196 144V143H195ZM195 144H193L192 143V145L194 146ZM262 144V143H261ZM25 145V144H24ZM63 145H64V143H63ZM74 145V144H73ZM110 145H112V144H110ZM140 145V146H139ZM156 145H157V143H156ZM161 146H162V144H160ZM179 145V144H178ZM200 145V144H199ZM205 145V144H204ZM208 145H209V142H208ZM243 145V144H242ZM254 145H255V143H254ZM259 145V144H258ZM264 145V144H263ZM26 146H29V145H26ZM50 146V145H49ZM90 146V145H89ZM107 146V147H106ZM117 146H115V147H117ZM127 146V145H126ZM255 146H257V145H255ZM261 146V145H260ZM260 146H258V147H260ZM64 147V146H63ZM88 147V146H87ZM91 148H94V146H90ZM103 147H105L106 149L109 147V145H104ZM122 147V146H121ZM128 147V146H127ZM139 147H140V149H139ZM158 147H160V146H158ZM189 147V146H188ZM192 147V146H191ZM191 147H190V150H191ZM247 147V146H246ZM12 148V147H11ZM26 148V147H25ZM76 148V147H75ZM78 148V147H77ZM79 148H80V146H79ZM78 148V149H79ZM82 148H83V146L81 147V151H82ZM94 148V149H95ZM123 148V147H122ZM131 148H132V146H131ZM136 148V149H135ZM150 148H153L151 145H150ZM194 148V147H193ZM237 148V147H236ZM239 148V147H238ZM251 148V150L252 149H254V148H252V146L250 147ZM262 148V147H261ZM27 149V148H26ZM118 149V148H117ZM158 149V148H157ZM168 149V148H167ZM185 149V148H184ZM247 149H248V147H247ZM16 150V149H15ZM69 150V149H68ZM92 150V149H91ZM114 150H115V148H114ZM125 150V149H124ZM137 150V151H138ZM169 150V149H168ZM193 151H195V149H192ZM191 150V151H192ZM254 150H256V148L254 149ZM264 150V149H263ZM81 151L79 150V153H81ZM96 150H94V152H95ZM102 153H103V150H100ZM99 150H98V152H97V154H99V152H100ZM141 151V152H140ZM150 151H152L153 152V150H151L150 149ZM157 151V150H156ZM185 151V150H184ZM187 151H189V149L187 150ZM191 151H189L190 153H191ZM259 151H261V149L259 150ZM16 152H17V150H16ZM20 152V151H19ZM37 152V151H36ZM39 152V151H38ZM57 152H58V150H57ZM88 152V151H87ZM93 152V151H92ZM100 152V153H101ZM104 152H105V150H104ZM107 152V151H106ZM109 152V151H108ZM107 152V153H108ZM117 152V151H116ZM130 152V151H129ZM147 152V153H146ZM188 152V153H189ZM248 152H249V150H248ZM264 151H262L261 153L262 154H264L263 153ZM21 153V152H20ZM19 153V154H20ZM41 153V152H40ZM54 153V152H53ZM70 153V152H69ZM75 153V152H74ZM77 153V152H76ZM75 153V154H76ZM110 153H111V151H110ZM114 153V152H113ZM118 153V152H117ZM136 153V154H137ZM146 153V154H145ZM176 153V152H175ZM192 153H194V152H192ZM254 153V152H253ZM3 154H5V153H3ZM13 154V153H12ZM37 154V153H36ZM39 154V153H38ZM83 154H86V153H84L83 152ZM88 154V153H87ZM112 154V153H111ZM120 154V153H119ZM129 154V153H128ZM135 154V155H136ZM150 154V153H149ZM161 154H162V152H161ZM216 154V153H215ZM220 154V153H219ZM218 154V155H219ZM243 154V153H242ZM258 154V153H257ZM256 154V155H257ZM260 154V153H259ZM90 156H91V153L89 154ZM95 155H96V153H95ZM102 154H100V156H101ZM114 155H116V154H114ZM121 155H122V153H121ZM140 155V156H141ZM152 155H154L155 156V153H153ZM159 155V154H158ZM167 155V154H166ZM255 155V154H254ZM61 156V155H60ZM93 156V155H92ZM97 156V155H96ZM95 156V157H96ZM99 156V155H98ZM112 156V155H111ZM132 155H130V157H131ZM138 156V154H137V157H135V160H138V158L140 159V158H143V160L145 161V159L147 158V156L145 157V156ZM154 156H151V157H154ZM177 156V155H176ZM180 156V155H179ZM184 156V155H183ZM188 156V155H187ZM191 156V155H190ZM217 156V155H216ZM243 156V155H242ZM6 156L5 155H3V157L1 156L0 158H1V160L0 161H2L3 163L5 162H7V158H5ZM20 157V158H19ZM24 157V156H23ZM23 157H21L20 155H18V158L22 161V159H23ZM40 157V156H39ZM94 157V158H95ZM107 157V156H106ZM134 157V156H133ZM162 157V156H161ZM165 157V156H164ZM208 157V156H207ZM211 157V156H210ZM237 157V156H236ZM3 158V159H2ZM37 158V157H36ZM81 158V157H80ZM82 158H83V156H82ZM116 158V157H115ZM123 158V157H122ZM170 158V157H169ZM186 158V157H185ZM209 158V157H208ZM212 158V157H211ZM214 158V157H213ZM217 159H220V155H219V158L218 157H216ZM255 158H256V156H255ZM35 159V158H34ZM84 159V158H83ZM83 159H82V162H83ZM118 159H120V158H118ZM117 159V160H118ZM130 159V158H129ZM128 159V160H129ZM149 159V158H148ZM148 159H146V163L147 162H149V160ZM150 159H152V158H150ZM161 159V158H160ZM163 159H165V158H163ZM253 159V158H252ZM251 159V160H252ZM39 160V159H38ZM115 160V159H114ZM131 160H132V157H131ZM135 160H134V158H133V160L132 161H134V163L131 161V165H130V170L128 171L129 173H131L132 171H134V170H136V168H138L139 166H140V163L138 164L137 163V161L135 162ZM141 161H142V159H140ZM154 161H152V163H150V164H147V165H145L146 163H144L143 162V171L145 172V173H147L148 171H152V169L153 170H158V167H156V166H158L157 164H156V162L158 161V159L156 158L155 159V157H154V159H153ZM208 160V159H207ZM206 160V161H207ZM214 162L215 161H217V160H215V159H212ZM244 160V159H243ZM250 160V159H249ZM21 161H19L20 163H22ZM34 161V160H33ZM85 161V160H84ZM95 161V160H94ZM110 161V160H109ZM108 161V162H109ZM122 161V160H121ZM126 161V159L124 160V162ZM130 161V160H129ZM139 161V160H138ZM161 161V160H160ZM194 161H196V160H194ZM206 161H204L202 164H204V168L203 169H205V170H199L198 171V174H200L201 173V176H198V177H200V179H202L203 180V177H205L204 178V180H208L209 181V179H210V182H208L207 184H209V185H211L212 184V182H213V184H214V182H217L218 183V181H217V179H218V177H216V175L214 176V179H212L213 181H211V176H213V175H211L210 173H212L210 170H211V168H214V170L216 171H218L219 172V170L216 168L215 169V167H216V164L214 163V162H209L207 165L209 166V170H208V168H207V170H206V167L205 166H207V165H205L207 162ZM209 161V160H208ZM236 161V160H235ZM78 162V161H77ZM116 162H118V161H116ZM128 162V161H127ZM159 162V161H158ZM157 162V163H158ZM249 162V161H248ZM3 163H1L0 162V164H3ZM4 163V164H5ZM35 164H36V160H35V162H34ZM39 163V162H38ZM51 163V162H50ZM79 163H81V162H79ZM96 163H98V161L96 162ZM162 163V162H161ZM166 163V162H165ZM218 163H219V161H218ZM251 163V162H250ZM259 163H262V162H259ZM53 164V163H52ZM58 164V163H57ZM90 164V163H89ZM103 164V163H102ZM111 164H113V163H111ZM118 164V163H117ZM125 165H124V167L126 166L127 167V165H126V162L124 163ZM136 164H138V165H135ZM158 164H160V163H158ZM214 164H215V166H214ZM37 165V164H36ZM54 165V164H53ZM82 166H83V164H81ZM92 165V164H91ZM104 165V164H103ZM170 165V164H169ZM179 165H180V163H179ZM194 165V164H193ZM198 165V164H197ZM200 165V164H199ZM263 165H264V163H263ZM21 166H23L22 164H21ZM30 166V165H29ZM56 166V165H55ZM78 166V165H77ZM88 166V165H87ZM97 167H98V165H96ZM100 166V165H99ZM106 166V165H105ZM118 166V165H117ZM120 166V165H119ZM134 166V167H133ZM142 166V165H141ZM147 166V167H146ZM172 166V165H171ZM218 166V165H217ZM1 167V169H4L5 168V166H4V168L2 167V165L0 166ZM7 167V166H6ZM25 167V166H24ZM123 167V168H124ZM125 167V168H126ZM134 169H133V168ZM136 167V168H135ZM154 167L156 168V169H154ZM196 167V166H195ZM8 168V167H7ZM88 168L89 167H87V170H88ZM94 168V167H93ZM99 168V167H98ZM106 169L108 168V165H107V167H105ZM116 168H118V167H116ZM128 168V167H127ZM147 168V170H145ZM172 168H173V166H172ZM219 168H220V166H219ZM237 168V167H236ZM243 168V167H242ZM264 168V167H263ZM0 169V171L2 172L3 170H1ZM25 169H27L26 167H25ZM85 169H86V167H85ZM119 169H122V167L121 168H119ZM133 169V170H132ZM148 169H150V170H148ZM184 169V168H183ZM201 169V168H200ZM235 169V168H234ZM32 170V169H31ZM97 170V169H96ZM96 170H94V171H96ZM138 170V169H137ZM35 171V170H34ZM33 171V175H35V174H37L36 173V171L34 172ZM51 171V170H50ZM52 171H54V170H52ZM82 171V170H81ZM84 171V170H83ZM101 171V170H100ZM126 171V170H125ZM125 171H123L124 173H125ZM139 171V170H138ZM147 171V172H146ZM159 171V170H158ZM158 171H154L156 174L158 173ZM210 172V173H208L209 175H211L210 177H208V174H207V176L205 175V173H207V172ZM213 171V170H212ZM215 171H213V172H215ZM256 171V170H255ZM4 172V171H3ZM8 172V171H7ZM39 172V171H38ZM87 172V171H86ZM93 172V171H92ZM97 172V171H96ZM96 172H93L92 174L90 173V172H88V173H90L91 175H94V173H95V175L98 173H96ZM107 172V171H106ZM105 172V173H106ZM118 172V171H117ZM120 172V171H119ZM122 171L120 172V174L121 173H123ZM171 172V171H170ZM263 173H264V171H262ZM49 173V172H48ZM82 173V172H81ZM121 174V175H124V178L126 177V179L128 178V174L129 173H127V174ZM133 174H134V172H132ZM131 173V174H132ZM137 174H138V172H136ZM140 171H139V178H141L140 177ZM154 173V175L150 172V174H152V176H155L156 177V174ZM159 173H160V171H159ZM174 173V172H173ZM202 173H204V175L205 176H202L203 174ZM216 173V172H215ZM255 173V172H254ZM3 174V173H2ZM12 174V173H11ZM32 174H30V175H32ZM40 174H42L41 172H40ZM50 174V173H49ZM130 174V175H131ZM133 174H132V177H133ZM161 175V177H164L163 176V174L162 173H160ZM171 174V173H170ZM197 174V175H198ZM262 174V173H261ZM28 175V174H27ZM38 175V177L40 176L39 174H37ZM85 175V174H84ZM94 175V176H95ZM98 175H99V173H98ZM103 175V174H102ZM108 175H109V173H108ZM129 175V176H130ZM149 175V174H148ZM158 175V174H157ZM197 175H195V176H197ZM224 175V174H223ZM263 175V174H262ZM5 176V175H4ZM119 176V175H118ZM143 176V175H142ZM174 176V175H173ZM218 176V175H217ZM228 176V175H227ZM34 176H32L31 178H33ZM101 177V176H100ZM117 177V176H116ZM131 177V176H130ZM134 177H135V174H134ZM133 177V178H134ZM136 177H137V175H136ZM197 177V178H198ZM207 177V178H206ZM247 177V176H246ZM251 177V176H250ZM252 177H254V175L252 176ZM263 177V181H264V175L262 176ZM12 178H13V176H12ZM16 178H18V180H19V177H16ZM25 178H27V176L25 177ZM28 178H29V176H28ZM27 178V179H28ZM90 178H91V176H90ZM96 177H94V179H95ZM98 178H99V176H98ZM98 178L96 179V180H93V181H97L98 180ZM113 178V177H112ZM114 178H115V176H114ZM132 178V179H133ZM143 178V177H142ZM141 178V180H142V183L139 181V187H141V185H144L145 184V187L147 186L148 187V180H147V178H148V176L146 177L145 176V178L144 179H142ZM159 178V177H158ZM175 178V177H174ZM173 178V179H174ZM213 178V177H212ZM222 178V177H221ZM257 177L255 176V178L254 179H252V180H256L255 182L256 183H258L257 181V179H256ZM21 179H23V178H21ZM20 179V180H21ZM37 179V178H36ZM40 179V178H39ZM85 179V178H84ZM87 179V178H86ZM92 179V178H91ZM99 179H101V178H99ZM104 179V178H103ZM106 179V178H105ZM118 179V178H117ZM125 179V180H126ZM137 179V178H136ZM177 179V178H176ZM180 179V178H179ZM246 179V178H245ZM249 179V178H248ZM6 180H9L8 179V177H7V179ZM29 180H30V178H29ZM29 180H26L27 182L29 181ZM38 180V179H37ZM90 180V179H89ZM121 180V179H120ZM150 180V179H149ZM165 180V179H164ZM167 180V179H166ZM203 180V181H204ZM215 180V181H214ZM260 180H262V178L260 179ZM10 181V180H9ZM14 181H16V183H17V180H14ZM31 181V180H30ZM121 181H123V180H121ZM120 181V182H121ZM127 181V180H126ZM129 181V180H128ZM138 181H136L137 183H138ZM176 181V180H175ZM191 181V180H190ZM200 181V180H199ZM251 180L249 179V181H247V182H249V183H253V182H250ZM3 182V181H2ZM19 182V181H18ZM83 183H84V181H82ZM100 182V181H99ZM113 182H116V180H114ZM118 182V181H117ZM135 182V183H136ZM162 182V181H161ZM206 182V181H205ZM204 182V183H205ZM227 182V181H226ZM255 182L253 183L254 184V187H255ZM259 182H261V181H259ZM5 183H7V182H5ZM11 183H13V182H11ZM21 183V182H20ZM33 183V182H32ZM78 183V182H77ZM102 184H103V182H101ZM105 183V182H104ZM110 183H111V181H110ZM126 183V182H125ZM132 183H133V185H134V182L132 181ZM191 183V182H190ZM3 183H1L0 184V202L2 203L3 202V200L2 199H4V198H2V197H4V194L3 193H5L4 191H7V188H8V186L4 189V185H2ZM8 184V183H7ZM14 184V183H13ZM12 184V185H13ZM22 184V183H21ZM27 184V183H26ZM29 184V183H28ZM85 185L84 186H87V184H88V182H87V180H85V183H84ZM94 185V184H97V182L96 183H93V182H90V184H88V185ZM101 184V185H102ZM117 184V183H116ZM127 184V183H126ZM129 184V183H128ZM127 184V185H128ZM130 184H131V182H130ZM129 184V185H130ZM150 184V183H149ZM169 184V183H168ZM171 184V183H170ZM206 184V185H207ZM213 184L211 185V186H213ZM243 184V183H242ZM262 184V183H261ZM260 184V185H261ZM9 185V184H8ZM20 185V184H19ZM32 185V184H31ZM54 185V184H53ZM77 185V184H76ZM91 185V187L92 188H90V186H87L86 188H88V189H90L89 191H90V193L89 194H92L91 193V190H94V187H95V189L97 190V189H100V187H98V186H100V184H97V185H94V187ZM119 185V184H118ZM124 185V184H123ZM216 186H217V184H215ZM247 185V184H246ZM257 185V184H256ZM259 185V186H260ZM11 186V185H10ZM16 186V185H15ZM14 186V187H15ZM18 186V185H17ZM23 186V185H22ZM108 186H109V184H108ZM121 186V185H120ZM132 186V185H131ZM135 186V185H134ZM165 186H167V185H165ZM181 186V185H180ZM244 186V185H243ZM258 186V185H257ZM12 187V186H11ZM19 187V186H18ZM17 187V188H18ZM78 187H79V185H78ZM123 187V186H122ZM121 187V188H122ZM144 186H142L141 188H143ZM168 187V186H167ZM169 187H170V185H169ZM172 187V186H171ZM214 187V186H213ZM212 187V188H213ZM245 187V186H244ZM263 187H264V185H263ZM13 188V187H12ZM16 188V187H15ZM83 188V187H82ZM85 187L83 188L84 189V191L85 190H87ZM103 188V187H102ZM101 188V189H102ZM113 188V187H112ZM117 188H118V186H117ZM120 188V187H119ZM125 188H127V187H125ZM163 188H165V187H163ZM175 188H176V186H175ZM205 188V187H204ZM212 188H210V189H212ZM220 188V187H219ZM221 188H223V187H221ZM220 188V189H221ZM83 189H81L82 191H83ZM105 189V188H104ZM103 189V190H104ZM114 189H116V188H114ZM129 191H128V193H130V192H132L129 188H127ZM137 189H139V188H137ZM144 189V188H143ZM149 189H151V188H149ZM148 189V190H149ZM206 189V188H205ZM213 189H216V188H213ZM218 189V188H217ZM255 189V188H254ZM13 190H14V188H13ZM153 190V189H152ZM166 190H167V188H166ZM169 190H170V188H169ZM188 190V189H187ZM208 189H206V191H207ZM20 191V190H19ZM88 191V190H87ZM95 191V190H94ZM98 191V190H97ZM105 191V190H104ZM125 191V190H124ZM138 191V190H137ZM141 192H143V195H142V197H144V194L146 195V193H148V192H144V191H142V190H140ZM151 191V190H150ZM171 191V190H170ZM175 191V190H174ZM177 191V190H176ZM189 191H190V189H189ZM241 191H243V190H241ZM86 192V191H85ZM96 192V191H95ZM118 192V191H117ZM126 192V191H125ZM153 192V191H152ZM156 192V191H155ZM186 192H188V191H186ZM186 192H180L179 191V193L178 192H175V193H178L180 196L179 197H181V198H183V196H181L182 194H185ZM212 192V191H211ZM210 192V193H211ZM9 193V192H8ZM22 193V192H21ZM20 193V194H21ZM80 193V192H79ZM82 193V192H81ZM108 193V192H107ZM110 193H112V192H110ZM116 193V192H115ZM119 193V192H118ZM127 192L125 193L126 195L128 194ZM135 193H136V191H135ZM165 193V192H164ZM215 193V192H214ZM85 194H87V192L85 193ZM94 194H96V193H94ZM98 194V193H97ZM96 194V195H97ZM131 194V193H130ZM134 194V193H133ZM187 194V193H186ZM215 194H217V193H215ZM19 195V194H18ZM84 195V194H83ZM93 195V194H92ZM99 195V194H98ZM97 195V196H98ZM110 195V194H109ZM114 195H116V194H114ZM123 195V194H122ZM137 195H140V193H138ZM149 196H150V193L148 194ZM177 195V194H176ZM188 195V194H187ZM186 195V196H187ZM209 195V194H208ZM211 195V194H210ZM19 196H21V195H19ZM100 196V195H99ZM110 196H112V195H110ZM166 196V195H165ZM173 196V195H172ZM11 197H12V195H11ZM14 197H16V196H14ZM80 197V196H79ZM79 197H76L77 199H79ZM96 197V196H95ZM105 197V196H104ZM117 197V196H116ZM121 197V196H120ZM128 197V196H127ZM127 197H125L126 199H127ZM130 197H131V195H130ZM129 197V199H131L132 197H133V195H132V197L130 198ZM139 197H141V196H139ZM141 197V198H142ZM146 197H148V196H145L144 198H146ZM167 197V196H166ZM189 197V196H188ZM210 197V196H209ZM219 197V196H218ZM225 197V196H224ZM223 197V198H224ZM231 197V196H230ZM6 198V197H5ZM8 198V197H7ZM68 198V200H70L71 198L70 197H67ZM70 198V199H69ZM76 198H74L75 200H76ZM81 198V197H80ZM88 197H86L85 199H87ZM97 198V197H96ZM109 198V197H108ZM113 198V197H112ZM180 198V199H181ZM186 198V197H185ZM211 198V197H210ZM214 197H212V199H213ZM237 198V197H236ZM83 200H85L84 198H82ZM101 199H102V197H101ZM100 198L98 199L97 198V204L99 203V205H103L104 203L103 202H101V204H100V202H98V200H101ZM147 199H150V198H147ZM173 199V198H172ZM172 199L170 200L171 201V203H174V200H173V202H172ZM187 199V198H186ZM227 199V198H226ZM243 199H245V198H243ZM8 200V199H7ZM11 200V199H10ZM16 200V199H15ZM56 201H57V199H55ZM59 200H60V198H59ZM63 200H65L64 198H63ZM80 200V199H79ZM79 200H77V201H79ZM107 200V199H106ZM182 200V199H181ZM184 200V199H183ZM219 200V199H218ZM66 201V200H65ZM86 201V200H85ZM105 201V200H104ZM114 201V200H113ZM124 201V200H123ZM135 200H134V198H133V201H131L130 200V202H134ZM227 201V200H226ZM235 201V203H236V200H233V201H231V202H234ZM10 202V201H9ZM48 202V201H47ZM58 202V201H57ZM56 202V203H57ZM81 202V201H80ZM88 202V201H87ZM95 202V201H94ZM120 202V201H119ZM126 202H128V199H127V201H124V204L123 203H121V204H118V205H120V209H122L123 207L125 208V207H127L128 205V203L127 204H125ZM136 202V201H135ZM134 202V203H135ZM155 202H157V200H155ZM166 202H167V200H166ZM218 202V201H217ZM5 203V202H4ZM4 203H2V207H3V204ZM60 203V202H59ZM69 203H73L71 200L70 201H68V205L70 206L71 204H69ZM74 203H76V201L74 202ZM78 203V202H77ZM82 203V202H81ZM88 203H90V202H88ZM113 203H115V202H113ZM176 203V202H175ZM185 203V202H184ZM214 203V202H213ZM219 203V202H218ZM7 204V203H6ZM110 204V203H109ZM151 204V203H150ZM169 204V203H168ZM180 204V203H179ZM210 204H212V203H210ZM230 204V203H229ZM237 205H238V202L236 203ZM1 205V204H0ZM68 205H66L67 207H69ZM94 205V204H93ZM92 205V206H93ZM105 205H107V203L105 204ZM104 205V206H105ZM114 205H116V204H114ZM124 205V206H123ZM172 205V204H171ZM176 205H177V203H176ZM233 205V204H232ZM5 206V205H4ZM7 206V205H6ZM5 206V207H6ZM72 206V205H71ZM75 206V205H74ZM94 206H96V205H94ZM117 206V205H116ZM137 206V205H136ZM214 206V205H213ZM225 206V205H224ZM223 206V207H224ZM100 207V206H99ZM108 206H106V208H107ZM168 207V206H167ZM1 208V207H0ZM74 209H75V207H73ZM72 208V209H73ZM101 208V207H100ZM116 208V207H115ZM127 208H129V206L127 207ZM160 208V207H159ZM170 208V207H169ZM177 208V207H176ZM179 208V207H178ZM211 208V207H210ZM220 208V207H219ZM2 209V208H1ZM67 209V208H66ZM68 209H70V208H68ZM91 209V208H90ZM96 209V208H95ZM99 209V208H98ZM108 209V208H107ZM110 209V208H109ZM117 209H118V207H117ZM120 209L118 210V212H120ZM130 209V208H129ZM128 209V210H129ZM167 209V208H166ZM203 209V208H202ZM237 209V208H236ZM4 210V209H3ZM106 209L105 208H102V210H100V211H102V212H104ZM168 210V209H167ZM170 210H171V208H170ZM169 210V211H170ZM179 210H180V208H179ZM211 210V209H210ZM220 210H222V208L220 209ZM63 211V210H62ZM93 211V210H92ZM95 211V216H99V217H97V218H95V219H99V218H101V219H103V217H104V220L106 219V217L105 216H107L106 214H108L109 215V213H107V211L109 212V210H107V211H105V213L106 214H103L102 212V215L101 216H103V217H100V215H99V213H100V211H96V210H94ZM93 211V212H94ZM130 211V210H129ZM131 211H132V209H131ZM141 211V210H140ZM4 212H6V211H4ZM70 212V210H68V212L67 213H69ZM110 212H111V210H110ZM115 212V211H114ZM118 212H116V214L118 213ZM123 212V213H122ZM191 212V211H190ZM189 212V213H190ZM232 212H234V211H232ZM1 213H3V212H1ZM66 213V214H67ZM72 213V212H71ZM75 213V212H74ZM111 213H113V212H111ZM110 213V214H111ZM124 213H125V215H126V210H125V212H124V210L122 209V211L120 212V215H115V219L113 218V217H111L110 215H109V217L110 218H113V220L111 221L112 223H114V224H112L111 222V227L113 226V225H115L116 224V222H117V224L118 223H120V222H118V221H116V219L117 220H119L120 218H122L123 219V215H124ZM132 213V212H131ZM73 214V213H72ZM121 214H122V216H121ZM207 214H208V212H207ZM221 214V213H220ZM68 215H70V214H68ZM80 215H81V213H80ZM105 215V216H104ZM124 215V216H125ZM196 215V214H195ZM194 215V216H195ZM210 215V214H209ZM2 216V215H1ZM0 216V217H1ZM66 216V215H65ZM82 216V215H81ZM116 216H121V217H116ZM188 216V215H187ZM3 217H5V216H3ZM67 217V216H66ZM66 217H64V218H66ZM80 217V216H79ZM92 217V216H91ZM108 217V216H107ZM109 217L107 218L108 220H109ZM192 217V216H191ZM197 218H198V216H196ZM230 217V216H229ZM73 218V217H72ZM90 218V217H89ZM129 218V217H128ZM135 218V217H134ZM207 218V217H206ZM233 218V217H232ZM238 218V217H237ZM29 219V218H28ZM35 219V218H34ZM34 219H33V221H34ZM76 219V218H75ZM95 219L93 220L94 222H95ZM106 219V220H107ZM130 219V218H129ZM136 219V218H135ZM189 219V218H188ZM230 219V218H229ZM233 219H235V218H233ZM6 220V219H5ZM100 220V219H99ZM98 220V221H99ZM104 220H102L103 222H104ZM106 220H105V222H106ZM108 220H107V222H108ZM116 222H115V221ZM131 220H132V217H131ZM195 220V219H194ZM215 220V219H214ZM66 221V220H65ZM101 221V222H102ZM110 221V220H109ZM114 221V222H113ZM120 221V220H119ZM123 221L127 224V222L123 219ZM135 221V220H134ZM187 221V220H186ZM189 221V220H188ZM192 221V220H191ZM210 221V220H209ZM219 221H220V219H219ZM233 221V220H232ZM31 222V221H30ZM97 222V221H96ZM100 221H99V224H98V222L96 223V226L98 225V226H101L100 225V223H101ZM102 222V223H103ZM104 222V223H105ZM211 222V221H210ZM241 222H243V221H241ZM245 222V221H244ZM32 223V222H31ZM125 223H123L124 225H125ZM187 223V222H186ZM192 223V222H191ZM190 223V221H189V223L188 224H191ZM220 223V222H219ZM234 223V222H233ZM240 223V222H239ZM128 224H130V222H128ZM163 224H165V225H167V227L169 228V229H172V227H169V222H168V224H166V223H163ZM234 224H236V222L234 223ZM241 224V223H240ZM68 225V224H67ZM119 225V224H118ZM131 225V224H130ZM213 225V224H212ZM215 225V224H214ZM218 225V224H217ZM222 225V224H221ZM237 225V224H236ZM239 225V224H238ZM263 225V224H262ZM80 226H81V224H80ZM117 226V225H116ZM126 226V225H125ZM132 226V225H131ZM218 226H220V225H218ZM218 226H217V228H218ZM233 226V225H232ZM79 227V226H78ZM82 227V226H81ZM80 227V228H81ZM91 227V226H90ZM102 227V226H101ZM109 227V226H108ZM115 227V226H114ZM122 227V226H121ZM133 227V226H132ZM161 227V226H160ZM221 227V226H220ZM33 228V227H32ZM31 228V230L33 231V229ZM92 228V227H91ZM100 228V227H99ZM99 228H97L96 227V229H98V231H99ZM104 228V227H103ZM123 228V227H122ZM128 228V227H127ZM174 228V227H173ZM183 228V227H182ZM185 228V227H184ZM215 228V227H214ZM83 229V228H82ZM101 229V228H100ZM113 229V228H112ZM129 229V228H128ZM163 229V228H162ZM166 229V228H165ZM169 229H168V232L170 233V231H169ZM178 229V228H177ZM259 229H261V228H259ZM35 230V229H34ZM95 230V229H94ZM94 230H93V232H94ZM104 230V229H103ZM102 230V231H103ZM218 230V229H217ZM31 231V232H32ZM101 231V230H100ZM115 231V230H114ZM114 231H113V233H114ZM260 231H262V230H260ZM95 232H97V231H95ZM104 232V231H103ZM173 232V231H172ZM176 232L178 233V231L176 230ZM184 232V231H183ZM183 232H182V234H183ZM219 232V231H218ZM263 232V231H262ZM112 233V234H113ZM188 233V232H187ZM77 234V233H76ZM103 234V233H102ZM166 234H167V232H166ZM202 234V233H201ZM214 234H216V232L214 233ZM114 235V234H113ZM170 235V234H169ZM89 236H90V234H89ZM163 236H164V234H163ZM174 236H175V234H174ZM187 236V235H186ZM94 237V236H93ZM220 237V236H219ZM0 238H2L1 236H0ZM77 238V237H76ZM117 238V237H116ZM115 237H114V239H116ZM180 238V237H179ZM3 239V238H2ZM10 239H11V237H10ZM80 239V238H79ZM94 239V238H93ZM92 239V240H93ZM105 239H107L106 241H108V237L106 238V236H105ZM121 239V238H120ZM4 240V239H3ZM139 240V239H138ZM212 240V239H211ZM95 241V240H94ZM111 241V240H110ZM118 241V240H117ZM141 241V240H140ZM143 241V240H142ZM3 242V241H2ZM10 242H12V241H10ZM119 242V241H118ZM144 242V241H143ZM162 242V241H161ZM167 242V241H166ZM5 243V242H4ZM92 243V242H91ZM100 243H101V245H102V243L103 242H99V244L97 245L96 243H93V245L95 244V246H94V248H95V250L99 247L100 248ZM112 243V242H111ZM160 243V242H159ZM7 244H9V242L7 243ZM90 244V243H89ZM146 244H147V242H146ZM78 245V244H77ZM85 245H88L87 243H85ZM91 245V244H90ZM90 245H88L89 247H90ZM92 245V246H93ZM104 245V244H103ZM102 245V246H103ZM148 245V244H147ZM3 246H5V245H3ZM6 246H9V245H6ZM86 247L88 250H89V247ZM101 246V247H102ZM114 246V245H113ZM113 246H111L112 247V252H113V250H116L115 248H113ZM1 248H2V246H0ZM11 247V246H10ZM78 247H80V246H78ZM97 247V248H96ZM104 247V246H103ZM114 247H116V246H114ZM182 247H183V245H182ZM82 248V247H81ZM93 248V247H92ZM93 248V249H94ZM126 248V247H125ZM180 248V247H179ZM77 249H79V248H77ZM85 249V248H84ZM93 249L91 250V248H90V251L88 252V254H90V252H92L93 251ZM103 248H101V249H99L98 251H100L101 250V253L103 252V250L106 252V248L104 247V249L102 250ZM119 249V248H118ZM118 249L114 252L115 254H113L112 252H111V250L109 249V246H108V248H107V252H109L110 251V253H112V257H113V255H115L114 256V261H115V263L114 264H119V262H121L122 264H124L123 263V260H125V259H128V257H127V255H126V257H125V255H123L122 253H124V250H123V252H121V255L122 256H124L125 258L123 259V257L121 256V255H119V253L117 254L116 252L118 251ZM143 249V248H142ZM132 250V249H131ZM144 250V249H143ZM182 250V249H181ZM264 250V249H263ZM85 251H86V249H85ZM97 250H96V252L97 253H99ZM143 252H145V250L143 251ZM2 253V252H1ZM1 253H0V255H1ZM3 254V253H2ZM69 254V253H68ZM86 254V253H85ZM87 254V255H88ZM92 254V253H91ZM100 254V253H99ZM98 254V255H99ZM104 254H109V253H104ZM124 254H126V253H124ZM147 254V253H146ZM264 254V253H263ZM7 255V254H6ZM31 255V254H30ZM56 255V254H55ZM81 255H82V253H81ZM84 255V254H83ZM87 255L86 256H82L83 258H84V261L86 262L87 261V259H85L86 257H87ZM100 255H102V254H100ZM99 255V256H100ZM110 255V254H109ZM108 255V256H109ZM135 255H136V253H135ZM148 255V254H147ZM3 256V255H2ZM9 256V255H8ZM78 256V255H77ZM106 256V255H105ZM139 256V255H138ZM110 257V256H109ZM112 257H111V260H113L112 259ZM130 257V256H129ZM149 257V256H148ZM147 257V259H149ZM261 257H263V256H261ZM6 258V257H5ZM71 258V257H70ZM75 258L76 257H74V261L73 262H76V264H80V262L81 261H79V258L77 259L76 258V261H75ZM103 258H105L104 257V255H103ZM103 258H102V260H103ZM120 258H122V260L120 259ZM55 258H53V260H54ZM81 259V258H80ZM106 259V261H107V259L108 258H105ZM121 261H120V260ZM130 259V258H129ZM150 259H151V257H150ZM133 260V259H132ZM141 260V259H140ZM30 261V260H29ZM67 261V260H66ZM71 261V260H70ZM78 261V262H77ZM90 261V260H89ZM108 261H110V260H108ZM135 261V260H134ZM144 261V260H143ZM151 261V260H150ZM149 261V262H150ZM261 261H262V263L264 262L262 259H261ZM3 262H5V260H3L1 263H3ZM57 262V261H56ZM95 262V261H94ZM126 262H128L127 260L125 261V263ZM131 261H129L128 263H130ZM138 262V261H137ZM145 262V261H144ZM148 262V261H147ZM149 262H148V264H149ZM6 263V262H5ZM34 263V262H33ZM87 263V262H86ZM85 263V264H86ZM91 263V262H90ZM105 263H107V262H105ZM139 263H143L142 262V260H141V262L139 261ZM7 264H8V262H7ZM28 264V263H27ZM72 264H75V263H72ZM84 264V263H83ZM87 264H89V262L87 263ZM113 264V263H112ZM133 264H135V262H133ZM137 264V263H136Z\"/></svg>",
    "mask_w": 264,
    "mask_h": 264
}]
</instances>
